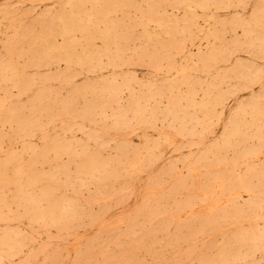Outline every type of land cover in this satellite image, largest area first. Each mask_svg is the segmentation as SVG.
Segmentation results:
<instances>
[{"label":"rangeland","instance_id":"obj_1","mask_svg":"<svg viewBox=\"0 0 264 264\" xmlns=\"http://www.w3.org/2000/svg\"><path fill=\"white\" fill-rule=\"evenodd\" d=\"M92 1H94V3L95 2L96 3L92 4ZM100 1H102V2H100ZM107 1L109 2V4H108ZM122 1L123 0H119V1L106 0V2L104 0H91V1L90 0L89 1L88 0H81V1L76 0V2L74 1L75 2L74 3L73 0L72 1L71 0H44V1L43 0H0V22H1L0 23V55H1V57H0V60H1V62H0L1 63L0 70L2 69V71H0V76L2 78V79L0 78V102H1L0 108L1 107H3V108H5V107L6 108H11L12 105H13V111L14 110L17 111V114H19L18 115L19 118L22 119L21 120L22 124L24 123V126L22 125L23 128L16 129L14 121L9 120L8 118H7V121H6V118L4 116H2L5 113V109H3L4 111L3 110L0 111V123H2V124L4 123L3 125L0 124V130L3 131V133H4L3 134L0 131V138H1L0 139V159H1V161H0V170H1V172L0 173L2 174V176L4 178V180L2 182L0 181V192H1L0 193V206H1L0 207V210H1L0 214L2 215V216L0 215L1 216L0 217V231L3 232V233L0 232V236H1V240H0V246H1L0 247V264H8V263L9 264H66V263L67 264H70V263L74 264L76 259L79 262L78 263L76 261V263H78V264H96V263L97 264H157L158 262H159L158 264H164V263L165 264H191V263L192 264H204V263L205 264H227V263L228 264H252V263L253 264H264V260H263L264 259V247H263L264 246L263 245L264 244V226H263L264 225V186L262 184V183H264V180H263L264 179V175H263L264 174V145H263L264 144V138H263V136H264V134H263L264 133V128L261 127L260 125H257V127L255 125H253L256 128L251 126L250 125V121H251L250 118L251 117L249 118L250 112H251L250 104H252L253 102L254 103L257 102L256 98H258V103H260L259 105L264 104L263 103L264 102V99H263L264 98V90H263L264 89V86H263L264 85V59H263L264 58L263 57V55H264V42H263L264 39H262V38H264V30L262 28V26H264V0H260L259 4H258L259 0H253V1L252 0H245V1L240 0L241 1L240 3L238 2L239 0H230V1L229 0H223V1L222 0H208L206 2H203V0H201V2L199 0H193V2H192V0H187L188 2H190L193 5L191 8H187V7L183 6L182 5V1L183 0H174L175 2L171 1L170 4H169L170 0H168V2H167V0H161L160 5L159 4H158L159 6L156 5L157 7L154 6V3H153L156 0H153V2H151L152 0H149L148 2L146 0H135V1L134 0H129V2L132 1V4L130 3L131 5H133L132 7H131V5H129L128 0H124V3ZM162 1H163L164 5H163ZM210 1H212V4H211ZM214 1H215L216 4L218 2H220L221 4L220 5L217 4V7H215L216 4L214 3V5H213ZM119 2L122 4V5L120 4L121 5L120 7H119ZM135 2H136V4H135ZM199 2L200 3L203 2V5L205 6L206 10L203 9V5L202 4L200 5ZM223 2H224V4H223ZM78 3H79V5L77 6ZM80 3H81V5H80ZM176 3H177V5H176ZM225 3H226V5H225ZM244 3H245V6H244ZM63 4H65L66 6L69 5L68 8H66V6L64 7ZM134 4H135V6H134ZM179 4H181V5H179ZM84 5H86V7ZM98 5H99V7H98ZM206 5H207L208 8L206 7ZM208 5H210V6H208ZM82 6L85 7V8L83 9ZM170 6H172V7H170ZM235 6H237V7L235 8ZM251 6H252V8H251ZM112 7H114V8H112ZM145 7L146 8L150 7V8L146 9ZM155 7L158 10H156ZM244 7H246V8L244 9ZM61 8H63V9H61ZM78 8L79 9L82 8V10H78ZM93 8L95 10V13H97V11H100L101 15H100V12H99V14H93L94 13ZM142 8H143L144 12H142ZM153 8L155 9V11H154ZM253 8H254V11H253ZM65 9H67V10L70 9V10H72V12H70V10L67 11ZM105 9H106V11H105L106 13L104 11L102 13V10H105ZM137 9H138V11H137ZM145 9L148 12L145 11ZM188 9H189V11L190 10H192V11L188 13ZM207 9H209L210 11L209 10L207 11ZM242 9H244V10H242ZM74 10H77V12L74 11ZM111 10H112V12H111ZM149 10H150V12H149ZM171 10H172V15H170L171 14ZM193 10H194L195 14L192 13ZM260 10L262 11V13H261ZM59 11H60V13H59ZM78 11H80V12H78ZM82 11H84L85 13L83 14ZM119 11H121V12H119ZM125 11L128 14H126V13L124 15L121 14L122 12H125ZM90 12H91V14H90ZM133 12H134V14H133ZM145 12H147V13L145 14ZM253 12H254V17H253ZM69 13L70 14L72 13V20L74 19V22L71 21V15H69ZM191 13L194 14L193 17L191 16ZM62 14H64V15H62ZM65 14H68L69 18ZM92 14H93V17H92ZM102 14L104 16L105 15L107 16L108 14L109 15L107 17H104ZM201 14H202V16H201ZM76 15H77V17H76ZM87 15H88V17H87ZM98 15H100V16H98ZM119 15H121V16H119ZM127 15L130 16V18L127 19V17H126ZM183 15H185V16H183ZM96 16H97V18H96ZM164 16L167 17V21H166V17H164ZM207 16H208V19H207ZM255 16L257 17L256 21H255V18H256ZM258 16L261 18V20H260V18ZM40 17H41V19H40ZM74 17L79 19L78 23H76L77 21H76V18H74ZM141 17H143V18H141ZM181 17L183 19H181ZM184 17L187 19V21L184 20ZM215 17H217V19ZM238 17H240V18H238ZM244 17H246V18H244ZM55 18H56V20H55ZM81 18H84V20L81 19ZM114 18H117V20L114 19ZM133 18L136 19L135 23L133 22V20H134ZM12 19H13L14 22L16 20V22L14 23L12 21ZM44 19L47 21V23H46V21ZM59 19H61L62 22H67L68 23V22L71 21V23L76 24V26L74 27L76 29H74V31H73V27L71 29L72 30L71 31L72 35L70 33V36L66 37L65 35H61L60 33H58L59 30H63L64 29V27L59 26L60 25V20ZM63 19H64V21H63ZM98 19H100V21H102V22L100 23V21ZM106 19H109V20H106ZM164 19H165L166 22L163 21ZM212 19H214L213 20L214 22L212 21ZM218 19H219V21H218ZM242 19H244L245 21L243 20V22H242ZM91 20H92V22H91ZM249 20H251V21H249ZM257 20H260V22H258ZM262 20H263V25H262ZM18 21H20V23ZM80 21H83V25L86 24V25H84V26H86V28L89 25L88 29H90V31H91L90 35L87 34V33H89V30L86 29L82 25V22L80 23ZM107 21H109L108 26L114 25V28H115V25H116L118 27L117 31H116V28H115V31H116L115 34H117V35L120 34V32H118V31L122 30V33L124 31V32H127L131 36V37L129 36V39L126 40L127 42L126 41L125 42H121V40H119L118 43H116L117 46H119V45L121 46L122 45L121 46V48H122V52L121 53L122 54L120 53V55H121V57H123V59L121 57L118 58V59L116 58L115 64H114V62L106 61L107 57L105 55H104V57L101 56V62H96L95 60H93L91 64L89 62H82V63L80 62V64H79V62L77 63V62H73V61H71L72 63L71 62H63V60H61L60 62H59V60L58 61H56V60L54 61L53 60L54 62H52V61L50 62L48 60H44V62H35V63L34 62H28V60L30 58V54H31L30 45H32V40H31V37H29V36L36 35L35 31H37V37L35 39V41H36L35 47L38 44V46L39 45H42L43 47L45 46V49H46V47H47V49H50L51 45L55 46L54 48L61 47V45H62V48H66L67 49V50L61 49L62 53H63L62 57H64V51H67L69 53L71 52L70 54H73V55L76 53V56H80V55L83 54V51L85 53L87 51L88 52L89 51L92 52V50H93V52H95L96 50L98 51L100 46H101V48L99 50H102L106 45L109 46L108 45L109 44V40L111 41V40H113L115 38L114 34H112L113 32L109 36L110 39H108V40H104L100 36V33L102 35L104 25L106 26L107 23H108ZM110 21H111V23H110ZM112 21H113V23H112ZM127 21L130 22V23H127ZM191 21H193V23ZM228 21H230V23ZM232 21H233V23H232ZM94 22L95 23H99V25H98L99 30L96 27L97 25H94L97 29H95L94 26L93 27L91 26V23H94ZM118 22L121 23V24L119 25ZM155 22H157V24ZM159 22L161 23L160 25H159ZM172 22L174 24H172ZM212 22H213V24H212ZM215 22L216 23L220 22V24H216ZM222 22H227V24L224 25V23H222ZM238 22L239 23L242 22V24L239 25ZM245 22H246V24L248 23L249 26H248V24L243 26L245 24ZM49 23L50 24L53 23V24L50 25ZM54 23L57 24V25L55 24L57 26V28L54 25ZM136 23H138V25ZM234 23H235V26H234ZM14 24H15V26H14ZM42 24L44 26H49L50 30H52L53 32L54 31L57 32V33L55 32L56 34H55V36H53L55 39L54 38L51 39V41L54 42V43H52L51 41L45 43L44 42V38H42L44 35H41L39 37L38 34H39V31L43 27ZM145 24H146V26H145ZM167 24H169V26ZM176 24H177V26H176ZM192 24H194V25H192ZM10 25H11V27H10ZM122 25H123V27H122ZM184 25H186L185 26L186 28L184 27ZM188 25H189V27L187 28ZM223 25H224V27H223ZM255 25H257V26H255ZM12 26H13V28H12ZM39 26H40L41 29H39ZM172 26H174V27H172ZM211 26H213L214 30H211V29H213ZM230 26H231V29H232V33H230L231 32V29H229ZM236 26H237V29H236ZM18 27H19V29H18ZM222 27H223L224 31H222L223 30ZM77 28H78V30L79 29L80 30L78 31ZM120 28H121V30H120ZM190 28L192 30V34L189 33L190 31L188 32V30H190ZM206 28H208V29L206 30ZM238 28H240V29H238ZM31 29H32V32H31ZM33 29H35V30H33ZM93 29H95V30H93ZM101 29H102V31H100ZM158 29H159V31H158ZM167 29H168V31H167ZM172 29L173 30L175 29L174 30L175 32L173 31V33L176 34V35L175 36L172 35V38H171V34H173V33H171ZM185 29H187V31ZM243 29L245 31L244 34H243ZM15 30H17V31H15ZM97 30H98V32L94 33V31H97ZM216 30L217 31L219 30L217 35H216V32H217ZM143 31L145 32V34H144ZM148 31H149V35L151 34L150 36L148 35ZM163 31H164V33H163ZM80 32H81V34H80ZM169 32H170V34H169ZM187 32L189 33V35H188ZM222 32H224V33L221 34ZM226 32H227V34H226ZM259 32L261 33L262 36H260ZM10 33H12V34H10ZM85 33L88 36L86 35V37H85ZM135 33H136V35H135ZM209 33H210V35H209ZM246 33L247 34L249 33L248 36H247ZM212 34H214V36ZM233 34H235V36ZM58 35L61 36V37H58ZM97 35L100 36L101 38L100 37L98 38ZM138 35H142L143 38L140 37V36L138 37ZM152 35H154V36H152ZM182 35H184L185 37L184 36L182 37ZM222 35H223V38L221 37ZM244 35L247 36V37L244 38ZM189 36H191V38ZM202 36H203V38H202ZM207 36H209V38ZM249 36H251V37H249ZM44 37H46V36H44ZM156 37L158 39H156ZM178 37H179V39H178ZM181 37L183 39L186 38L188 40L186 41V39H185L186 42L184 40L181 41ZM219 37H221V38H219ZM238 37L240 39H238ZM23 38H24V40H22ZM26 38H27V40H26ZM161 38L164 40V43H163V40H161ZM233 38H237L236 39L237 40V44H236V40L233 39ZM253 38H254V40H253ZM66 39H68V41H66ZM100 39H102V40H100ZM170 39H171V41H170ZM172 39H173V41H172ZM191 39L192 40L194 39V40L192 41ZM219 39H220V41H219ZM224 39H226V40L228 39V40L226 41ZM249 39H251V41ZM71 40H72V42H71ZM132 40H134V41H132ZM160 40H161V43H162V47H161V44H160ZM211 40H212V45H211ZM242 40H244L243 43H242ZM258 40H260L261 42L260 41L258 42ZM14 41H15V43H14ZM29 41H31V44L28 43ZM39 41H41L42 43L39 42ZM77 41L80 42V43H78ZM128 41L129 42L132 41V42H130V44H129ZM142 41H143V43H142ZM218 41H219V43H218ZM224 41H226V42H224ZM233 41H235V42H233ZM145 42H146L147 46H146ZM175 42L177 43V45H176ZM20 43H22V44H20ZM49 43H50V45H49ZM55 43H57V45ZM58 43H59L60 46H58ZM112 43L113 42L111 41L110 49L113 52V49L115 48L116 45H115V43H113V45H112ZM171 43H172V45H171ZM238 43H239V45H238ZM259 43L260 44L262 43V45L260 46ZM11 44L14 47H12ZM19 44H20L21 48H20ZM75 44L77 46L76 48L74 47ZM155 44H157V45H155ZM213 44H214L215 47L213 46ZM221 44H223L224 46L220 47ZM225 44H227V45H225ZM231 44H232V46H231ZM235 44L237 45L238 48L236 47ZM128 45H129V47H127ZM138 45H139L140 49H139ZM168 45H169V47H168ZM180 45L182 46L181 48H184L183 50H184V54L186 55V57L181 56V54L179 52V49H178V48H180ZM218 45H219V47H218ZM25 46H27V47L25 48ZM48 46H49V48H48ZM66 46H69V48L66 47ZM71 46H73V48L75 50L73 48L71 49ZM83 46H84V48H83ZM141 46L143 47L142 50H141V48H142ZM164 46H165V48H164ZM172 46L174 47V51H173V47ZM256 46H257V48H256ZM23 47L26 50H24ZM85 47H86V49H85ZM239 47H240V49H239ZM11 48L13 50H15V51H12ZM123 48L127 52H125ZM181 48H180V50H181ZM213 48H215V50H214L215 52L214 53L221 52L222 55H221V59L216 58L217 62H215L216 60L214 62L212 61V64L214 63L215 65L214 64L210 65L211 58L208 59V56H209V52H212ZM68 49H70V50H68ZM133 49H135V51ZM216 49H218V50H216ZM224 49H225V52L223 53ZM18 50H20L19 53H18ZM22 50L24 52H22ZM79 50H81V51L79 52ZM139 50H141V52ZM156 50H157V52H155ZM175 50H177V51H175ZM227 50H229V52H226ZM230 50H231V54H230ZM55 51H56L55 49H50L51 55ZM130 51H132V52H130ZM142 51L143 52L145 51L144 52L145 55H143L144 53ZM164 51H166V52H164ZM8 52H9V54H8ZM25 52H26V54H25ZM202 52H203V54H202ZM56 53H61V51L59 50ZM137 53H141V55L137 54ZM177 53H179L180 55L177 54ZM251 53H252V55H251ZM7 54L12 59H9L7 57ZM173 54H175V55H173ZM176 54H177V56H176ZM189 54H190V56L193 59L192 61H188L187 57L189 56ZM195 54H196L197 58H196ZM11 55H13V56H11ZM54 55H55V53H54ZM130 55H131V58H129ZM247 55L249 57H247ZM16 56L18 57V59H17ZM136 56H137V58H136ZM138 56H140V57H138ZM144 56H145V58H144ZM171 56L175 60L174 62H173V59L171 58ZM199 56H201L203 58H207V62L206 63L203 62L204 67L206 66L204 68V70H202L203 69V65L200 64L201 62L196 61V60H198ZM228 56H229V58H231L230 61L228 60ZM26 57H28V59L24 60ZM147 57H149V58H147ZM154 57H155V59L157 57V59L156 60L153 59ZM158 57H159V60H158ZM167 57H168V59H167ZM217 57H219V55ZM135 58H136L137 61L135 60ZM140 58H141V60H140ZM15 59L17 60L16 62H15ZM124 59H126V62H124V64L125 63L126 64L122 65V61H125ZM10 60L12 62H10V63L7 62V61H10ZM117 60L119 62H121V63L117 62ZM146 60L148 61V63L151 64L150 66L147 65V61ZM170 60H171V62H169ZM2 61H4V63L6 62L8 64H6V63L4 64ZM104 61H105V64L103 63ZM165 61H167L169 64L166 63ZM185 61L188 62V63L186 64ZM26 62L28 64H25V66L23 67L24 63H26ZM46 62H47V64H46ZM109 62H110V64H109ZM233 62H235V63H233ZM33 63H34V65H32ZM66 63H68V64H66ZM69 63H71V64H69ZM87 63H89V64H87ZM128 63H130V65H128ZM153 63H155L157 65V67H159L161 65V68H159V70H158L156 65L154 64L155 65L154 66ZM100 64H102V65H100ZM173 64H174V67H173ZM207 64H209L208 65L209 67H207ZM233 64H234V67H233ZM41 65H42V67L39 68V66H41ZM81 65H83V66H81ZM90 65H92V66H90ZM118 65H119V68H118ZM223 65H225V66H223ZM258 65H259V67H258ZM21 66H22V69L20 68ZM147 66H149L150 68L147 67ZM151 66L156 67L155 70ZM171 66L173 68H171ZM184 66H185V68H184ZM262 66H263V68H262ZM70 67H71V69H70ZM77 67H78L79 71L75 70V69H77ZM188 67H190V68H188ZM191 67H193L194 70H192L193 68L191 69ZM196 67L197 68L200 67V70L197 69ZM210 67L213 68V69H211ZM219 67L220 68L222 67V69L224 71H221L222 69H220ZM67 68L69 69L68 70L69 72L67 71ZM168 68H171V70L168 69ZM227 68H229V69H227ZM238 68L243 73V74L241 73L242 75H240V71H239ZM256 68H258V69H256ZM120 69L122 70V74L126 73L124 75V78H123V75L121 73H119V72H121ZM156 69L158 71H156ZM173 69L175 71H173ZM186 69H188V70H186ZM7 70H8V72H7ZM21 70H23V71L21 72ZM24 70H25V72H24ZM91 70H93V71H91ZM168 70H170V71H168ZM197 70H198V73H197ZM248 70H249V73H248ZM12 71L15 72L16 74L14 73L15 74L14 75ZM73 71H74V74H73ZM259 71H261V75H260ZM27 72L29 74H31V75L28 74L29 77H31V78H28V75L26 74ZM57 72L59 74L61 72V74L57 75L58 74ZM75 72H76V74H75ZM166 72H167V74H166ZM216 72H217L218 76L215 77V75H217V74H215ZM224 72H225V75H224ZM250 72H251V74H250ZM9 73L11 74V76L9 75V78H8V74ZM37 73H38V76H37ZM51 73H52V76H51ZM114 73H115V75H114ZM256 73H259V74L257 75ZM25 74H26V76H25ZM44 74L47 77H45ZM63 74H65V75H63ZM66 74H68V75H66ZM118 74H119V76H118ZM207 74H208V76H207ZM245 74H247V77H245ZM2 75L6 76L5 80H4V77ZM130 75H131V77H130ZM181 75L184 76L183 78H184V81L186 82V84L180 82L181 80L178 79V77L181 76ZM186 75H187V77H186ZM188 75L189 76L191 75L192 77H189ZM220 75H221V77H220ZM12 76L15 77V78H13ZM63 76L66 78V80H65V78ZM100 76H102V77H100ZM248 76L251 77V78L249 79ZM256 76H260V77L257 78ZM22 77H24V79L25 78L26 79L23 80ZM54 77H55V80H54ZM60 77H61V79H60ZM62 77H63V80H62ZM98 77H100V78H98ZM132 77H133V80H132ZM174 77H175V80H174L175 82H173V78ZM196 77L198 78V80H197ZM244 77H245L246 80L244 79ZM32 78H34V79H32ZM126 78H129V81ZM187 78H188L189 81L187 80ZM213 78H214V81H213ZM223 78H224V80H223ZM233 78L235 80H233ZM254 78H255V81L253 82V84L252 83L250 84V80L252 81V79H254ZM51 79H53V80H51ZM101 79H102V81H101ZM112 79L114 80V82H111ZM121 79H122V81H120ZM171 79H172V81H171ZM202 79H203V81H202ZM259 79H261V80H259ZM105 80L107 81V83H106ZM13 81H15V82H13ZM53 81H57L58 83L57 82H53ZM71 81H73V82H71ZM195 81H196L197 84L195 83ZM212 81L214 82V85H213V83L211 84ZM220 81H221V84L219 83ZM238 81H239V83H238ZM246 81H247V83H246ZM4 82H7V83H4ZM23 82H24V86L22 87ZM48 82H50V83H48ZM165 82H167V83H165ZM203 82H205V84ZM206 82H207V84H206ZM232 82H234V83H232ZM36 83H37V85H36ZM39 83L41 85H39ZM101 83L105 87H103L102 85H98V84H101ZM123 83H124V85L126 83V87L122 85ZM140 83H141L142 86L140 85ZM142 83H144V85ZM177 83H179V84H177ZM69 84H71V85H69ZM138 84H139L140 87L138 86ZM169 84H172L173 86L174 85L175 86L173 88L169 89V87L167 86ZM187 84L191 85L194 88L193 89V94L195 93V91H197L195 93V95H193V102H192L193 107H190L191 105H189V103H187L185 100L182 99V100H180L178 102L182 106L184 105V107H181V105L178 102L177 103H178V107L180 109L185 108V109H183L184 111L176 110V111H178L177 113H179V114L176 113L177 116H175V117L173 116V114L175 115L176 111L174 113H172V115L166 113V110H167L168 106H170V102L172 103L171 99L172 100L174 99L173 97H174L175 94H177V96H183V95L185 96L187 94V86H186ZM193 84H194V86H193ZM208 84H211V85H208ZM232 84H234V85H232ZM238 84H240L241 87ZM4 85H5L6 88L3 87ZM43 85L44 86L47 85V86H45V88H46L45 90H44ZM95 85L97 86V89H96ZM110 85L111 86L114 85L115 88H119L120 91H121V92L119 91L120 94L118 93V99L119 100H118V103H116L117 105L115 103L111 102V99L109 97L108 90H109ZM127 85H129V86H127ZM199 85L202 88V92L204 91L203 92L204 94H205L206 91H208V92L210 91L209 95H210V97H212V99L215 96H217V95H215L216 92H217L218 95H219V93H221L220 95L225 96L224 101L225 100L226 101L225 102L221 101V103H220V104L224 105V108H221V105H217V107H215V105L213 103H211L210 105L209 104L206 105V107H205V105L203 106V104L201 105V103L203 101V98L201 99V97H202V95L204 97V94L200 91L201 88L199 87ZM205 85H206V87H205ZM212 85H213V88L215 90L212 89ZM244 85L247 88L246 90L244 89L245 88ZM54 86H57V87H54ZM82 86H83L84 91L82 89ZM85 86H86L87 89H85ZM178 86H179V88H178ZM208 86H209V88H208ZM28 87L30 89L33 87L32 91ZM40 87L43 88V89H41ZM77 87H79L78 91L76 90ZM101 87H102V92H101ZM149 87H152V88L154 87L157 90L160 88L161 96H158V95H154L153 97L148 96L149 92L147 93V88H149ZM234 87H235V89H234ZM4 88H5V90H3ZM22 88H25V89H22ZM50 88H52L55 92H57L56 94H58V96H56L55 92L52 91ZM56 88L59 91H56L57 90ZM62 88H64V89H62ZM93 88L95 89V92H94ZM123 88H124V90H123ZM198 88H200V89H198ZM220 88H221V90H220ZM227 88H228V90H226ZM1 89L3 90V92L1 91ZM79 89H82V91L79 90ZM165 89H169L171 94H170L169 91L166 92ZM204 89H206V90H204ZM229 89H231L230 91L232 93L231 92L229 93ZM236 89H237L238 92L236 91ZM67 90H68V93H66ZM88 90H89V93L91 94V96H90V94H88ZM103 90H105L107 92H105ZM137 90H138V92H141V94L143 93L142 94V98H141V94L138 93ZM185 90H186V92H185ZM5 91H6V93H5ZM80 91H81V93H80ZM71 92H73V93H71ZM100 92H101V94H100ZM129 92H131V93H129ZM168 92H169V95H168ZM253 92H254V94H253ZM14 93L16 95H18V94L19 95L15 97ZM28 93H29V95H28ZM77 93H80V95L81 94L82 95L79 96V94H78V96H77L76 95ZM92 93L94 95H92ZM132 93H133V95H131ZM210 93H212V94H210ZM222 93H224V94H222ZM145 94H146V96L144 97ZM250 94L252 95L251 97H253V99L255 101L254 100L252 101V98L250 99V96H249ZM46 95L47 96L51 95V96L47 97ZM60 95L62 96L61 97L63 99L62 101L65 103L66 109H67V110L65 109V112H63V113H61L62 110L60 111V110H58L56 108H53L52 104H50L51 100H49V98L50 99H54V96H55V100H57L59 102L61 100V99H59ZM65 95H67L68 98ZM98 95H99V97H98ZM107 95H108V98L105 99V97H107ZM4 96H5V99H6L5 102H4ZM43 96H46V97H43ZM102 96H103V98H102ZM231 96H233V97H231ZM260 96H263V97H261V99H260ZM13 97H15V98H13ZM24 97H26V98H24ZM158 97H159V99H158ZM46 98L49 101H47ZM148 98H149V102H148ZM153 98L155 100H153ZM166 98H168V100ZM40 99H42V100H40ZM70 99H71V101H70ZM82 99H83V101H82ZM90 99H91V101H90ZM130 99H132L133 102ZM146 99H147V101H146L147 107L145 106V102H143ZM222 99H223V97H222ZM262 99H263V101H262ZM1 100H3V101H1ZM86 100H87L88 104H87ZM108 100H109L110 103L108 102ZM152 100L156 104H154ZM156 100L158 101V104H157ZM17 101H19V102H17ZM89 101H90V103H89ZM104 101H106V102H104ZM197 101H199V102H197ZM20 102H22V103H20ZM100 102H102V103H100ZM129 102H131V103L129 104ZM196 102L198 104H200V105L197 106ZM84 103H86V104H84ZM99 103L101 104V106H100ZM122 103L124 105H122ZM151 103H153V104H151ZM247 103L249 104V107L246 106V105H248ZM9 104L11 105V107H10ZM14 104H15V108H14ZM20 104L22 106H20ZM25 104H26L27 108H25ZM74 104H75V106H74ZM132 104H134V105H132ZM243 104H244V106H241ZM49 105H50V107H49ZM86 105H87V108H85ZM121 105H122V108H121ZM139 105H141L140 107H142V105H144V108L145 109L147 108L146 111H143V109H142L143 107L139 108ZM165 105H167V106H165ZM211 105H213L216 110L215 109L213 110L214 107L213 106L211 107ZM237 105H239L238 109H237ZM17 106H19V107H17ZM23 106H24V108H22ZM38 106H39V108H38ZM45 106H47V107L45 108ZM93 106H95V108ZM97 106L99 107V110L97 109ZM106 106H108V107H106ZM128 106L133 108L132 112L134 114L131 112V108L128 107ZM187 106H189V107L186 108ZM194 106H195V108H194ZM82 107H83V109H82ZM100 107H101V109H100ZM118 107H120V109H118ZM126 107H127V109L124 110V108H126ZM151 107L153 109H150ZM218 107H219L220 110L218 109ZM35 108H36V112L34 111ZM75 108H76V110H75ZM84 108H85V110H84ZM107 108H109V109H107ZM111 108H112V114L110 113ZM135 108L137 110H134ZM159 108H160V110H159ZM234 108H236L235 109L236 111L234 110ZM21 109H22V111H21ZM51 109H52V111H51ZM68 109H69V111H68ZM77 109H78V111H77ZM86 109H87V111H86ZM162 109H164V110H162ZM56 110H57V112H56ZM82 110H84V111H82ZM88 110H90V111H88ZM92 110L94 112H92ZM121 110H123L124 113ZM127 110H129V112H127ZM138 110H140L141 112L143 111L142 112L143 116H141L139 118L133 117V116H136ZM188 110H189V113L191 115L186 116L183 119L181 117V115L183 114V112H185L186 114H189ZM209 110H213V111H209ZM241 110H243V111H241ZM32 111H33V113H32ZM70 111L72 112V114H71ZM114 111H115V113H114ZM148 111H151V112L149 113ZM153 111H154V113H153ZM233 111H235L234 112V116H233ZM246 111H247V113H243V112H246ZM52 112H53L54 115H51ZM58 112H60V113L58 114ZM102 112L105 115H103ZM119 112L122 113V115L119 114ZM158 112L160 114L161 113L162 114L160 115V114H158ZM220 112H221V114H220ZM248 112H249V114H248ZM98 113H100V115ZM125 113H126V115H125ZM195 113H196V115H197V117L199 119L200 118L203 119L202 122H201V120H198V122H197V119L195 120V118H197V117H195ZM218 113L220 114L219 118H218ZM55 114H58V115H56V117H55ZM148 114L153 115V119L154 120H150V122H149L150 124L145 125V123H147L149 121V119H150ZM166 114H167V117H166ZM236 114H237V116H236ZM23 115L24 116L26 115L25 116L26 118H24ZM36 115H37V117H36ZM86 115H88V116H86ZM113 115H114V117H112ZM159 115L162 116V117H160ZM216 115H217V118H216ZM227 115H229V117ZM52 116H54V117H52ZM68 116H70V117H68ZM71 116H72V120H71ZM105 116L107 117V119L105 118ZM154 116H156L157 119H159V120L154 118ZM179 116H180V118H179ZM241 116H243V117H241ZM1 117H3V118L1 119ZM27 117H29V120H27L28 119ZM99 117H100V120H99ZM117 117H119V118H117ZM190 117H191V119H190ZM45 118H49V121H51V120L52 121L49 122L48 119L45 120ZM67 118H68V120H67ZM80 118H82V119L80 120ZM112 118H113V120H112ZM121 118H123L122 121L120 120ZM231 118H232V121H233L231 123L232 124L235 123L236 125L235 124L234 125H232V124L231 125H227L230 122L229 120ZM242 118H243V123L241 122ZM35 119H37V120H35ZM57 119L59 120V122H58ZM62 119H64V120H62ZM84 119L86 121H84ZM115 119L116 120L118 119V124H117ZM129 119H130V121L128 122ZM143 119L145 121L146 120L147 121L144 122ZM169 119H171V120H169ZM216 119H217V122L215 121ZM226 119H227V121H226ZM79 120H80V122H79ZM103 120H104V122L106 124L102 123ZM139 120L140 121L143 120L141 122L142 124L139 123L140 122ZM160 120H161V123H160ZM236 120H238V121H236ZM10 121H11V123H10ZM31 121H32V123L33 122H35V123H33V124L31 123L30 124ZM62 121H63V123H62ZM100 121H102V122L100 123ZM123 121H125L127 123L125 124V122H123ZM154 121H156V123H154ZM27 122L29 123V125H28ZM43 122H44V125H43ZM65 122H66V124H65ZM137 122L139 123V126L137 125ZM143 122H144V124H143ZM173 122H174V124H173ZM188 122H190V123H188ZM196 122H197V126H196ZM212 122H213V125H212ZM239 122H240V124L242 123L243 126L239 125ZM6 123H8V124H6ZM45 123L46 124L49 123V124L46 126ZM52 123H53V125H52ZM72 123H75V124H73V128L71 126ZM79 123L81 124L80 126H79ZM152 123L155 124V125H152ZM200 123H203V124L201 125ZM39 124H40V128H38ZM102 124H104V125H102ZM109 124H110V126H112L111 129H109L110 128ZM180 124H182V125H180ZM54 125H55V127H54ZM68 125H69L70 130L68 128ZM93 125H94V127H93ZM120 125L122 127H120ZM126 125H127V127H126ZM133 125H135V126H133ZM209 125H210V128H209ZM29 126H31V129H29L30 128ZM43 126H44V129H43ZM75 126H77V130L75 129L76 128ZM101 126H104V127L106 126V127L104 129L102 127V129H103L102 130L101 128H99ZM158 126L160 128H158ZM166 126H167V128H166ZM183 126L185 127V129H184ZM237 126H238V128H241V129H238V131L236 129ZM247 126H248V129H247ZM249 126H250V128H249ZM32 127L33 128L35 127V128L33 129ZM41 127H42V130H41ZM117 127H118V129H117ZM137 127H138V129H137ZM172 127H174V128H172ZM227 127H229L230 129L233 127L231 129L232 133H230L229 128L226 129ZM259 127H260V129H259ZM190 128H191V130H190ZM52 129H54V130H52ZM90 129H91V131H90ZM93 129H96V130H93ZM168 129H170V130L168 131ZM195 129H197V130H195ZM205 129H207V130L205 131ZM255 129H256V131H255ZM5 130H7V131H5ZM18 130H20L21 132L19 133ZM39 130H41V131H39ZM122 130H124V131H122ZM173 130L175 132H177V133H174ZM30 131H32V132H30ZM64 131H65V134H64ZM75 131H77V132H75ZM85 131H86V134L88 133V136L91 135L93 137L92 138H90L91 136L87 137V135L85 134ZM162 131H163V133L165 132V134H164L165 136L169 135L168 139L164 135L161 136ZM241 131H244V133H243V135L245 136L244 139H246V140L248 139V142H246V140L243 139L242 133H239ZM9 132H11V134ZM124 132H125V136H124ZM250 132H251V135H250ZM16 133H17V135H16ZM26 133H28V134L26 135ZM103 133L105 134V136H104ZM178 133H179V135L181 134L180 135L181 137L178 136ZM187 133H189V134H187ZM109 134H111V135H109ZM130 134H132V135H130ZM156 134H158V135H156ZM182 134H183V137H182ZM193 134H194V137H193ZM227 134H230V137ZM28 135H30L31 137L28 136ZM95 135H96L97 138L95 137ZM98 135L101 136L99 138V140H98ZM141 135H142V137H141ZM170 135L171 136L173 135L172 138H171ZM200 135H203V137L200 136ZM40 136H41V139H40ZM46 136H47V138H46ZM255 136H257L259 138H262V140L260 139L261 141H259V138L255 137ZM43 137H45V138H43ZM53 137H55L56 140ZM130 137H132V138H130ZM196 137H198V138H196ZM27 138H30V140L29 139L27 140ZM78 138L80 140H78ZM159 138H160V140H159ZM215 138H217V139L215 140ZM67 139H68V142H67ZM156 139H157V141H156ZM181 139L182 140L184 139L183 142H182ZM231 139L233 140V142L236 141L235 142L236 145H233L235 143H231L232 142ZM69 140H70V142H69ZM154 140H155V142H154ZM165 140L167 142H165ZM171 140H173L172 143H171ZM1 141H2V145H1ZM80 141H81V143H80ZM95 141H96V143H95ZM129 141L131 143H129ZM146 141H147V143H146ZM163 141H164V143H163ZM189 141L192 143V145H191V143H189ZM226 141H227L228 145H227V143H225ZM64 142H65V144H64ZM141 142H142V144L145 142L144 145H142ZM169 142H170V144H169ZM186 142H188L189 144L186 143ZM208 142H214L215 144L214 143L213 144H214L215 147L212 145V143L208 144ZM221 142H222L223 146H222ZM257 142H258V144H257ZM27 143L30 144L29 146L33 145L35 147H33V146L32 147H28ZM117 143H119V144H117ZM249 143H250V147H249ZM52 144L54 145V148H53ZM76 144L78 145L79 149H78ZM129 144H130L131 147H128ZM184 144H187L188 146L184 145ZM231 144H232V149H230ZM20 145L22 146V148H21ZM82 145H86L87 148H86V146H82ZM100 145L101 146L103 145V147H101V149L99 148ZM118 145H120V146H118ZM136 145H138V146H136ZM157 145L158 146L160 145V148ZM190 145H191V147H190ZM243 145H244V148L242 147ZM106 146H107V148H106ZM117 146H118L117 150L120 147L119 152L116 150ZM139 146H140V149H139ZM151 146H153V147L150 148ZM178 146H179L180 150H178ZM258 146H259V148H258ZM261 146H262V150L260 149ZM73 147H74V149H73ZM104 147H105V149L103 150ZM126 147H128V149ZM173 147L176 150H178V151H174L175 149ZM181 147H183V148L181 149ZM225 147H226V149L229 147V149L227 151L228 153L226 152ZM23 148L25 149L24 151H23ZM81 148L84 150V152H83V150ZM97 148H98V150H97ZM148 148H150V149H148ZM156 148L159 149V150H157ZM207 148L209 149V152L207 151L208 150ZM240 148L243 149V150H248L247 148H251V149L253 148L254 152L249 154L248 156H244V157H242V155L241 156H237L238 155L237 152L240 151ZM32 149H33L34 153L32 152ZM75 149H76V151H74ZM85 149H86V151H85ZM124 149L127 150V151H125ZM143 149L146 151L145 153H144ZM210 149H211V151H210ZM214 149H215V152H214ZM224 149H225V151H224ZM257 149H258L259 152L257 151ZM21 150H22V153H21ZM26 150H27V152H26ZM40 150H41V152H40ZM63 150H65V152H64L65 155H63ZM72 150L74 152H72V154H71ZM137 150H139L138 153H137ZM203 150H205L204 153H203ZM253 150H251V151H253ZM189 151L191 153L195 152V154H191V153H189ZM197 151L199 153L201 151V155L204 156V158L202 160L200 159L201 156L199 157L200 154H198ZM76 152L78 154H75ZM85 152H86V154H85ZM139 152L141 153L140 156H139ZM152 152H153V156H152ZM210 152L213 153V156H211L212 154H210ZM60 153L62 154L61 155L62 157L60 156ZM87 153H88V155H87ZM109 153H110V158H109ZM120 153L122 154V156H121ZM162 153H163V157L161 156ZM223 153L224 154L226 153L225 159L221 158V160H220L219 158L223 155ZM233 153L236 154V155L234 156ZM84 154H85V156H84ZM89 154H92V155L89 156ZM107 154H108V156H107ZM114 154L117 155V157ZM123 154L124 155L127 154L126 155V162H125V156ZM186 154H188V155H186ZM16 155H18V156L16 157ZM29 155L31 156L30 158H29ZM137 155L139 156V158L141 160L138 158ZM185 155H186V157H185ZM205 155H206V158H205ZM214 155H215V157H214ZM217 155H218V157H217ZM255 155H256V157H255ZM34 156H35V159H34ZM37 156H38V159H37ZM58 156H60L61 158H59ZM78 156H79V158H78ZM149 156L150 157L152 156V157L149 159ZM154 156L157 157V158L155 157L156 161H155ZM26 157H28V162L26 161L27 160ZM107 157H108V160L110 162L109 161L107 162ZM118 157H120V158H118ZM196 157H198V158H196ZM211 157H212V159H211ZM223 157H224V155H223ZM228 157H230V159ZM45 158H46V160H45ZM115 158H116V161H115ZM131 158H133V162L131 161ZM216 158H217V160L219 159L220 161H223V164H221L222 162H220L219 160L217 161ZM231 158H232V160H234V159L235 160L231 161ZM39 159H40V161H39ZM143 159L145 160V162H148V163H144L143 164L142 163V162H144ZM148 159L150 160V162H149ZM188 159H189V161H188ZM196 159L197 160L200 159L199 160L200 162H197ZM247 159L248 160L250 159V160L248 161ZM117 160H119V161L117 162ZM181 160H182V162H181ZM203 160H204V162H203ZM210 160H212L211 161L212 163L210 162ZM228 160L230 162H228ZM46 161H48L49 163L46 162ZM90 161L92 162L91 164H90ZM120 161L121 162L123 161V163L120 164ZM207 161H208V163H207ZM67 162H68L69 166H66V165H68V164H66ZM80 162H81V164H80ZM165 162H166V164H165ZM167 162H168L169 165L167 164ZM226 162H228V163H227V166L224 168V166L226 165ZM28 163H30V164L28 165ZM47 163L49 164V166H48ZM74 163H76V164H74ZM136 163H137V165H136ZM140 163H142V164H140ZM31 164H33V165L31 166ZM94 164L96 165V167L94 166ZM105 164H106L107 167L105 166ZM16 165L17 166L22 165V166L17 167ZM27 165L29 167H27ZM173 165H174V167H173ZM185 165L188 166L187 173H186V166ZM211 165H212L213 168L211 167ZM229 165H230V167H229ZM38 166H39V168H38ZM52 166H53V168H52ZM56 166H57V168H56ZM167 166H168V169L166 170L167 171L166 172L165 169L167 168ZM180 166H181L182 169L180 168ZM203 166L205 168L208 167L209 173H208V169L207 170L204 169ZM248 166H250V167H248ZM256 166H258V167H256ZM112 167H114V168H112ZM141 167H144V168H141ZM159 167H160V169H159ZM170 167L172 169H170ZM54 168L56 170H59V171H56ZM119 168H121V171H119L120 170ZM174 168L177 169V170H175ZM232 168H234V169L232 170ZM249 168H250V170H249ZM47 169L48 170H52L54 172L53 173L52 171H50L52 177L50 176V172ZM73 169H75V170H73ZM87 169H88V171H87ZM94 169H97V170H94ZM109 169H110V171L112 169L111 175H110ZM145 169H147L148 171L144 172ZM190 169H191V171H190ZM196 169H197L198 172L195 171ZM245 169L247 170L246 172H245ZM10 170H11L12 174L10 173ZM41 170H43L45 173L43 171L41 172ZM132 170H133V172H132ZM135 170L139 171V172L134 173ZM160 170H162V172ZM170 170H171V172H170ZM222 170L223 171L225 170L226 173H227V170H228V173H229V174L227 173L228 176ZM28 171H29V173H28ZM34 171H35V173H34ZM174 171H176V174H175ZM194 171L197 173V175H196V173ZM216 171H217V173H216ZM232 171H234L233 174H232ZM125 172H127V176L125 175L126 174ZM129 172H130V174H129ZM242 172H243V176H244V174H245V176L248 175V183H249V186H250L248 189H244V190H243V188L240 190L241 187H237L236 186L235 179H234V175L236 173L242 175L241 174ZM32 173H34V174H32ZM48 173H49V175H48ZM61 173H62V175H61ZM97 173H98V175H97ZM101 173H102V176L100 178L99 174L101 175ZM105 173H106V175H105ZM157 173H158V175H157ZM165 173H167V176L165 175ZM207 173L209 174L208 176H207ZM212 173L214 174V177L211 179V176H213ZM218 173H219V176H217ZM220 173H222L224 175V177ZM18 174H19V176H18ZM44 174H46L47 176L44 175ZM108 174H109V176H108ZM168 174H169V176H168ZM198 174H199V176H198ZM176 175H178V179H177ZM195 175H196V178H195ZM200 175L201 176L203 175V176L201 177ZM229 175H231V176L229 177ZM10 176L12 177V180L13 179L15 180V182L14 181H8V180H11ZM33 176L37 177V179H35V178L33 179ZM48 176H50V178H48ZM58 176L60 177V179L57 181V178H59ZM63 176L66 177L67 181H65L66 179H63L64 178ZM133 176H134V179H133ZM156 176H157V178H156ZM173 176H174L175 180H174ZM215 176L217 178H215ZM15 177H17L19 180L17 178L15 179ZM45 177H46V179H45ZM77 177L80 178V180H78ZM90 177H92V178H90ZM98 177L100 178V180H98L99 179ZM104 177H106V178L108 177V178L106 179ZM120 177H121V179H120ZM153 177H154L155 180L153 179ZM232 177H233L234 180H232ZM250 177H251V180H250ZM259 177H260V179H259ZM25 178L29 181L30 186L28 184V181L25 180ZM52 178H54V179H52ZM72 178H73V180H72ZM85 178L87 180H84ZM129 178H130V180H129ZM228 178H230V179H228ZM223 179L226 180V181L227 180H230V181H228V183H227ZM255 179H256V181H255ZM51 180H52V182H51ZM158 180H159V182H158ZM162 180H163V182H162ZM168 180H169V182H168ZM171 180H174V182L171 181ZM179 180H180V182H179ZM214 180H215V182H214ZM122 181H123L124 186H123V184H121ZM33 182H34V184H33ZM69 182H71L72 185L73 184L74 185L72 186L71 183L69 185L68 184ZM73 182H75V183H73ZM79 182H81V183H79ZM87 182H89L90 184L87 183ZM154 182H156L157 184L154 183ZM171 182H173V183H171ZM213 182H214V184H213ZM230 182H231V185L229 184ZM77 183L80 186L77 185ZM177 183H178V185H177ZM195 183H197V184H195ZM255 183L257 184V187H259V189L256 188V185L253 186ZM5 184H7L6 187H5ZM15 184L16 185L23 184L25 186L27 185L26 186L27 187L26 191L29 194L33 195V196H35V195L39 196L40 187L42 185H44V186L49 185L50 188H51L50 192L52 194H48V195H49V199L50 198L51 199L54 198L53 201H55V203H56V205H55L56 206L55 207L56 208L55 216H56V220L57 221H55L54 219L51 220L50 218H49V221H48V218L47 219L43 218V220H44V222H43L42 218H32L33 214H30V213H28V214L24 213L23 214V210L24 211L28 210L29 209V207H28L29 205L27 204V206H25L26 204H24V202L22 201L23 199L22 200L20 199V202L13 200V199H15L14 198L15 191H14V187L12 185L15 186ZM54 184H56V185H54ZM59 184H60V186H59ZM62 184H63V186L65 184V188H62L63 187ZM85 184H87L86 185L87 187L85 186ZM97 184H100L102 186L103 192H102V189H100L101 188L100 185H97ZM151 184L152 185L155 184V185H153V187H152ZM159 184H161L162 187H160ZM227 184H228V186H227ZM233 184L236 187L232 186ZM32 185H33V187H32ZM34 185H35V188H34ZM81 185H82V188H81ZM129 185H131V186H129ZM176 185H177V187H176ZM195 185H196V187H195ZM198 185H199V187H198ZM229 185H230V189H229ZM224 186H226V187H224ZM77 187H78V189H77ZM150 187H152V188H150ZM232 187H233V189H232ZM262 187H263V189H262ZM36 188H38L39 191ZM83 188H84V190H83ZM85 188H87V190H89V191H86ZM149 188H150L151 191L149 190ZM213 188H214V191H213ZM225 188H226V191H225ZM227 188H228V190H227ZM145 189H147V190L145 191ZM167 189H168V192H166ZM197 189H198V191L200 193L197 191ZM207 189H209V190H207ZM234 189L238 190V191H235ZM93 190H94V192H93ZM148 190H149V194H148ZM153 190H155V191H153ZM177 190H178V193H177ZM187 190H188V193H187ZM26 191H25V193H27ZM77 191H78V193H77ZM97 191L100 192V194ZM156 191H157V193H156ZM158 191H159V193H158ZM181 191H182V194H181ZM185 191H186L187 194L185 193ZM211 191H212V193L215 192L216 195L218 194L217 198H216V195L214 193L213 194L211 193ZM228 191H229V194L227 193ZM249 191L252 192V194ZM34 192H35V194H34ZM125 192H126V194H124ZM189 192L190 193L192 192V194H190ZM195 192H196V194H194ZM209 192H210L211 197L209 196ZM6 193H7V195H5ZM256 193H258V194H256ZM233 194H234V197H233ZM58 195H62V197H60ZM80 195H82V196H80ZM120 195H121V197H119ZM222 195H223V197H222ZM11 196L13 197V199H12ZM52 196H54V197L52 198ZM166 196H167V198H166ZM179 196H180V198H179ZM191 196H192V198H191ZM199 196H200V198H199ZM208 196L210 197L211 200L209 199ZM56 197H57V199H56ZM68 197H70L69 200H68ZM194 197H195L196 200H194ZM218 197H219V200H218ZM232 197H233V199H232ZM62 198H63V202H62ZM87 198H88V200L90 199L89 202H86V201H88ZM208 199L210 200V202L212 204L209 203ZM215 199L218 200V203H217V200H215ZM220 199H221V201H220ZM228 199H230V200H228ZM2 200L4 201V204L1 203V202H3ZM10 200H11V202H9ZM12 200H13V203H12ZM92 200L94 201V205H93V201ZM199 200L203 204L199 203L200 202ZM213 200L216 201V202H213ZM91 201H92V203H91ZM118 201H119V203L116 204ZM139 201H141V202H139ZM255 201H256V203H255ZM7 202H9V204ZM192 202H194V203L192 204ZM253 202H254V204H253ZM65 203L67 205V208H66ZM177 203H179L178 206H177ZM7 204H8V207H6ZM58 204H59V206H57ZM98 204H99V206H98ZM143 204H144V206H143ZM189 204L190 205L192 204L194 206L192 207V205L190 206ZM195 204H196V206H195ZM213 204L214 205L216 204V206H214ZM9 205H11V206H9ZM23 205L25 207H27V208H25ZM31 205H30V209L33 208V207L35 208V207L38 206V208L36 209L37 211L44 210V209L48 208L47 207L48 200L42 198V199H40V202L37 201L34 204L35 206L31 207ZM116 205H117V207H116ZM167 205H168V207H167ZM14 206H15V208H14ZM17 206H19V207L17 208ZM64 206H65V208H64ZM83 206H84V208H83ZM175 206H176V209H174ZM183 206H185V207H183ZM74 207H76V208H74ZM114 207H116V208H114ZM161 207H162V209H161ZM187 207H189V208L192 207V208H190V210H188L189 208L187 209ZM212 207H214V208L216 207L215 210H214V208L212 209ZM220 207H221V209H220ZM8 208H9V211H8ZM57 208H59V209H57ZM112 208H114V209H112ZM182 208H184V209H182ZM255 208H256V210H255ZM258 208H260V209H258ZM131 209H133V211ZM180 209H181V211H180ZM216 209H217V211H216ZM218 209H219V211H218ZM67 210H69V211L66 212ZM212 210L214 211V213H213ZM221 210H224L223 213H222ZM235 210H237V211L235 212ZM238 210L241 211V212H239ZM58 211H62L63 214L59 213ZM64 211L66 212L65 214H64ZM174 211H176V213H179V214L175 216ZM208 211H210V212L208 213ZM245 211H246V213H245ZM249 211H250V213H249ZM2 212H4V213H2ZM182 212H184V214ZM243 212H244V214H243ZM19 213L21 214L22 218H20V216H19L20 214ZM32 213H34V211H32ZM73 213H74V216H73ZM75 213H76V215H75ZM101 213H102V215H101ZM122 213H125V214L121 215L122 217L125 215L123 217V219L120 217V214H122ZM190 213H193V214H190ZM240 213L242 215H240ZM253 213H255L254 214L255 216L253 215ZM14 214H16L15 216H17L18 218L13 217ZM56 214L59 215L58 219H57V215ZM68 214H69V217H68ZM148 214H149L150 217L148 216ZM161 214H162V216H161ZM202 214H203V216H202ZM215 214H216V217H215ZM11 215H12L13 218L11 217ZM211 215H212V217H211ZM226 215H227V217H226ZM28 216H30V217H28ZM115 216L116 217L118 216V219ZM169 216L171 218H173V219H171ZM213 216H214V218H213ZM247 216L249 217L248 218L249 221L247 219ZM131 217H132V220H130ZM222 217L226 218V220H222L223 219ZM253 217H255V218L252 219ZM26 218H27V220L29 222L26 221ZM70 218H71V220H70ZM112 218H114V219L116 218V220H118V221H116V220L114 221V220H112ZM9 219L12 220V221H8ZM35 219L38 220V222ZM75 219H76V221H75ZM1 220H2V222H1ZM3 220H4V222H3ZM6 220H7V223H6ZM86 220H87V222H86ZM119 220H121L122 223ZM171 220H172V222H171ZM239 220H241V222ZM244 220H246V222H244ZM262 221H263V223H260ZM31 222H34V223H31ZM102 222H103V224H102ZM129 222H130V224H129ZM44 223L45 224L47 223L48 226H46V225L43 226ZM171 223H172V225H171ZM24 224L25 225L28 224V225H26V227L27 226L28 227L26 228ZM109 224H110V226H109ZM90 225H92V226H90ZM256 225L257 226L259 225V227H257ZM3 226H4V228H3ZM7 226H8V231L6 230ZM106 226H107V228L109 226V228L108 229L104 228ZM202 226H203V228H202ZM221 226H222V228H221ZM10 227H12L11 230L9 229ZM123 227H125V228H123ZM174 227H175V229H174ZM219 227H220V229H219ZM13 228H16V229H13ZM34 228L36 230H34ZM37 228H39V229H37ZM48 228H49V230H48ZM112 228H113V230H112ZM138 229H141V230H138ZM257 229L259 231H257ZM31 230H32V232H31ZM261 230H263V231H261ZM13 232L14 233L16 232V233L14 234ZM47 232H49V234ZM231 232H232V234H231ZM244 232H245V234H244ZM250 232H251V235H250ZM149 233H150V235H149ZM159 233H161V234H159ZM187 233H188V235H187ZM22 234L23 235L25 234L26 236L25 235L24 236L26 238L24 236H22ZM59 234H61V235H59ZM92 234H93V236H92ZM110 235H111V237H110ZM114 235H115V237H114ZM173 235H174V237H173ZM91 236H92V238H91ZM107 236H108V238H107ZM131 236H132V238H131ZM2 237H3V240H2ZM28 237H30L29 238V241H30L29 243H28ZM142 237H144V238H142ZM22 238H23V242H22ZM7 239L11 240L12 242L10 241V244H9V241ZM138 240H139V242H138ZM32 241H33V243H32ZM113 241H114V243H113ZM2 242H5V244L1 245ZM15 242H16V244H15ZM6 243L9 246L6 247ZM206 243H207V246H205ZM128 244H131V246L128 245ZM17 245H19V246L17 247ZM101 245H102V247H101ZM255 245H256V247H255ZM103 246H105V247H103ZM124 246H126V248L128 250H126V248ZM8 247L10 249H7ZM39 247H40V249H39ZM119 247H122V248H119ZM12 248H14L15 250L12 249ZM17 248H18V250L16 251ZM136 248H137V250H136ZM1 249H2V252H1ZM244 249L246 250V252H245ZM250 249L252 250V253H251ZM131 250H133V252H131ZM163 250H164V252H162ZM185 250H186L187 253H189V252L190 253L187 254L185 252ZM220 250H223V255L222 256H220L218 254V252ZM256 250H258V251H256ZM3 251L4 252L6 251L5 252L6 254L3 253ZM119 251H121V252H119ZM127 251H130L131 254L127 253ZM253 251L256 252V253L254 254ZM15 252L18 253V254H16ZM10 253H12V254H10ZM32 253H33V256H32ZM110 253H111V255H110ZM181 253H183V254H181ZM192 253H193V255L191 256L190 254H192ZM194 253H195V255H194ZM243 253H244V255H243ZM258 253H259V255H258ZM83 254L84 255L87 254V255L84 256ZM179 254H181V255H179ZM118 255L120 256V258L118 257ZM245 255H247V257ZM79 256H82V257H79ZM188 256H190V257H188ZM244 256H245V258H244ZM75 257H76V259H75ZM95 257H97L96 260H94ZM174 258H175V260H174ZM112 259H114V260H112ZM258 259H259V261H258ZM241 260L243 262H241ZM253 261H255V262H253Z\"/></svg>","mask_w":264,"mask_h":264},{"label":"bare ground","instance_id":"obj_2","mask_svg":"<svg viewBox=\"0 0 264 264\" xmlns=\"http://www.w3.org/2000/svg\"><path fill=\"white\" fill-rule=\"evenodd\" d=\"M43 1H44V0H43ZM71 1H72V0H71ZM74 1L76 2V0H73V2H74ZM78 1H81V0H78ZM88 1H89V0H88ZM90 1H91V0H90ZM104 1L106 2V0H104ZM113 1H119V0H113ZM134 1H135V0H134ZM146 1L148 2L149 0H146ZM171 1H174V0H170L169 4L171 3ZM199 1L201 2V0H199ZM206 1H208V0H203V2H206ZM222 1H223V0H222ZM229 1H230V0H229ZM243 1H245V0H243ZM252 1H253V0H252ZM75 2H74V3H75ZM100 2H102V1H100ZM107 2H108V1H107ZM122 2L124 3V0H123ZM128 2H129V0H128ZM151 2H153V0H152ZM160 2H161V0H156L155 2H153V3H154V6H156V5L159 6V5H160ZM167 2H168V0H167ZM174 2H175V1H174ZM192 2H193V0H192ZM200 2H199V3H200ZM203 2L200 3V5H201V4L203 5ZM210 2H211V4H212V1H210ZM217 2H218V1H217ZM226 2H227V1H226ZM231 2H232V1H231ZM238 2L240 3L241 1L239 0ZM259 2H260V0L258 1V4H259ZM86 3H87V2H86ZM93 3H94V1H92V4H93ZM95 3H96V2H95ZM95 3H94V4H95ZM116 3H117V2H116ZM130 3L132 4V1L129 2V5H131ZM162 3H163V1H162ZM177 3H178V2H177ZM177 3H176V5H177ZM179 3H180V2H179ZM195 3H196V2H195ZM199 3H198V4H199ZM214 3H215V1L213 2V5H214ZM82 4H83V3H82ZM104 4H105V3H104ZM106 4H107V3H106ZM108 4H109V2H108ZM112 4H113V3H112ZM120 4H121V3L119 2V7L122 5V4H121V5H120ZM135 4H136V2H135ZM135 4H134V6H135ZM146 4H147V3H146ZM158 4H159V5H158ZM174 4H175V3H174ZM204 4H205V3H204ZM207 4H208V3H207ZM215 4H216V3H215ZM217 4L220 5L221 3L218 2ZM217 4H216L215 7H217ZM223 4H224V2H223ZM228 4H229V3H228ZM235 4H236V3H235ZM52 5H53V4H52ZM63 5H64V7L66 6L65 4H63ZM72 5H73V4H72ZM78 5H79V3L77 4V6H78ZM80 5H81V3H80ZM90 5H91V4H90ZM101 5H102V4H101ZM116 5H117V4H116ZM151 5H152V4H151ZM163 5H164V3H163ZM179 5H181V4H179ZM182 5L185 6V7H187V8H191V7L193 6V5H192L190 2H188L187 0H183V1H182ZM196 5H197V4H196ZM200 5H199V6H200ZM213 5H212V6H213ZM225 5H226V3H225ZM236 5H237V4H236ZM50 6H51V5H50ZM68 6H69V5H68ZM68 6H66V8H68ZM75 6H76V5H75ZM84 6L86 7V5H84ZM94 6H95V5H94ZM110 6H111V5H110ZM123 6H124V5H123ZM132 6H133V5H131V7H132ZM147 6H148V5H147ZM157 6H156V7H157ZM208 6H210V5H208ZM212 6H211V7H212ZM221 6H222V5H221ZM237 6H238V5H237ZM237 6H235V8H236ZM244 6H245V3H244ZM82 7H83V6H82ZM85 7H83V9H84ZM98 7H99V5H98ZM114 7H115V6H114ZM114 7H112V8H114ZM124 7H125V6H124ZM124 7H123V8H124ZM129 7H130V6H129ZM129 7H128V8H129ZM131 7H130V8H131ZM140 7H141V6H140ZM156 7H155V8H156ZM167 7H168V6H167ZM170 7H172V6H170ZM196 7H197V6H196ZM201 7H202V6H201ZM206 7H207V5H206ZM213 7H214V6H213ZM215 7H214V8H215ZM256 7H257V6H256ZM76 8H77V7H76ZM76 8H75V9H76ZM133 8H134V7H133ZM143 8H144V7H143ZM143 8H142V12H144V11H143ZM145 8H146V7H145ZM148 8H150V7H147L146 9H148ZM197 8H198V7H197ZM207 8H208V7H207ZM209 8H210V7H209ZM214 8H213V9H214ZM238 8H239V7H238ZM245 8H246V7H244V9H245ZM251 8H252V6H251ZM61 9H63V8H61ZM72 9H73V8H72ZM98 9H99V8H98ZM146 9H145V11H147ZM153 9H154V8H153ZM160 9H161V8H160ZM182 9H183V8H182ZM203 9L206 10L204 5H203ZM215 9H216V8H215ZM233 9H234V8H233ZM244 9H242V10H244ZM59 10H60V9H59ZM65 10H67V9H65ZM69 10H70V9H68L67 11H69ZM78 10H82V8H81V9L78 8ZM85 10H86V9H85ZM93 10H94V8H93ZM99 10H100V9H99ZM113 10H114V9H113ZM124 10H125V9H124ZM156 10H158V9L156 8ZM169 10H170V9H169ZM174 10H175V9H174ZM201 10H202V9H201ZM204 10H203V11H204ZM208 10H209V9H207V11H208ZM211 10H212V9H211ZM220 10H221V9H220ZM74 11L77 12V10H74ZM103 11L105 12L106 9H105V10H102V13H103ZM128 11H129V10H128ZM137 11H138V9H137ZM154 11H155V9H154ZM181 11H182V10H181ZM185 11H186V10H185ZM191 11H192V10L189 11V9H188V13L191 12ZM209 11H210V10H209ZM215 11H216V10H215ZM253 11H254V8H253ZM260 11H261V10H260ZM70 12H72V10H70ZM78 12H80V11H78ZM82 12H83V14L85 13L84 11H82ZM99 12H100V11H97V13H95V10H94V13H93V14H99ZM111 12H112V10H111ZM111 12H110V13H111ZM119 12H121V11H119ZM129 12H130V11H129ZM139 12H140V11H139ZM147 12H148V11H147ZM147 12H145V14H146ZM149 12H150V10H149ZM156 12H157V11H156ZM175 12H176V11H175ZM186 12H187V11H186ZM186 12H185V13H186ZM199 12H200V11H199ZM258 12H259V11H258ZM258 12H257V13H258ZM57 13H58V12H57ZM59 13H60V11H59ZM87 13H88V12H87ZM105 13H106V12H105ZM105 13H104V14H105ZM125 13L128 14L126 11H125V12H122L121 14L124 15ZM157 13H158V12H157ZM173 13H174V12H173ZM192 13H194V10H193ZM192 13H191V16L193 17L195 13H194V14H192ZM261 13H262V11H261ZM73 14H74V13H73ZM90 14H91V12H90ZM93 14H92V17H93ZM133 14H134V12H133ZM150 14H151V13H150ZM159 14H160V13H159ZM196 14H197V13H196ZM204 14H205V13H204ZM251 14H252V13H251ZM255 14H256V13H255ZM62 15H64V14H62ZM65 15H66L67 17H68L69 15H71V21L74 22V19L72 20V13H71V14L69 13V15H68V14H65ZM100 15H101V12H100ZM100 15H98V16H100ZM102 15H103V14H102ZM108 15H109V14H108ZM108 15H107V16H108ZM164 15H165V14H164ZM170 15H172V10H171V14H170ZM189 15H190V14H189ZM260 15H261V14H260ZM53 16H54V15H53ZM53 16H52V17H53ZM78 16H79V15H78ZM90 16H91V15H90ZM90 16H89V17H90ZM103 16H104V15H103ZM107 16L105 15L104 17H107ZM119 16H121V15H119ZM133 16H134V15H133ZM158 16H159V15H158ZM183 16H185V15H183ZM186 16H187V15H186ZM191 16H190V17H191ZM201 16H202V14H201ZM208 16H209V15H208ZM208 16H207V19H208ZM214 16H215V15H214ZM76 17H77V15H76ZM76 17H74V18H76ZM87 17H88V15H87ZM126 17H127V19L130 18V16H128V15H127ZM136 17H137V16H136ZM136 17H135V18H136ZM156 17H157V16H156ZM164 17H166V16H164ZM196 17H197V16H196ZM247 17H248V16H247ZM253 17H254V12H253ZM255 17H256V16H255ZM258 17H259V16H258ZM57 18H58V17H57ZM60 18H61V17H60ZM68 18H69V17H68ZM96 18H97V16H96ZM141 18H143V17H141ZM215 18L217 19V17H215ZM215 18H214V19H215ZM238 18H240V17H238ZM244 18H246V17H244ZM259 18H260V17H259ZM40 19H41V17H40ZM81 19L84 20V18H81ZM104 19H105V18H104ZM114 19L117 20V18H114ZM133 19H134V18H133ZM133 19H132V20H133ZM181 19H183V18L181 17ZM189 19H190V18H189ZM192 19H193V18H192ZM214 19H212V21H213ZM216 19H215V20H216ZM233 19H234V18H233ZM233 19H232V20H233ZM256 19H257V17L255 18V21H256ZM44 20H45V19H44ZM44 20H43V21H44ZM48 20H49V19H48ZM55 20H56V18H55ZM59 20H60V25H59V26L64 27V29H63V30H59L58 33H60L61 35H65L66 37H69V36H70V33H71V31H72V30H71L72 27H73V31H74V29H76V28H74V27L76 26V24L71 23V21L67 23V22H62L61 19H59ZM65 20H66V19H65ZM78 20H79V19L76 18V21H77L76 23H78ZM89 20H90V19H89ZM96 20H97V19H96ZM98 20L100 21V19H98ZM106 20H109V19H106ZM112 20H113V19H112ZM135 20H136V19L133 20L134 23L136 22ZM139 20H140V19H139ZM173 20H174V19H173ZM184 20L187 21V19H186L185 17H184ZM196 20H197V19H196ZM240 20H241V19H240ZM243 20H244V19H242V22H243ZM260 20H261V18H260ZM260 20H257V21L260 22ZM12 21H13V19H12ZM45 21H46V20H45ZM63 21H64V19H63ZM68 21H69V20H68ZM128 21H129V20H128ZM128 21H127V23H130V22H128ZM163 21H165V19H164ZM166 21H167V17H166ZM166 21H165V22H166ZM188 21H189V20H188ZM218 21H219V19H218ZM225 21H226V20H225ZM244 21H245V20H244ZM249 21H251V20H249ZM4 22H5V21H4ZM13 22H14V21H13ZM15 22H16V20H15ZM15 22H14V23H15ZM18 22L20 23V21H18ZM49 22H50V21H49ZM54 22H55V21H54ZM81 22H82V25H83V21H80V23H81ZM89 22H90V21H89ZM89 22H88V23H89ZM91 22H92V20H91ZM97 22H98V21H97ZM101 22H102V21H100V23H101ZM107 22H108L107 25H106V26L104 25L102 35H101L100 32H99V33H100V36H101L104 40H108V39H110L109 36H110L111 33L113 32L112 34H114L115 38H114L113 40H111V41H112L113 43H115V45H116L115 48L113 47V48H114V49H113V52H112L111 49H110V46H111L110 43H111V41L109 40V44H108L109 46L106 45L102 50H99V49L101 48V46H100V48L98 47V48H99L98 51H97V50H96V51L94 50L95 52H93V50H92V52H91V51H89V52L87 51V52L85 53V52L83 51V50H84V49H83V50H82V51H83V54L80 55V56H76V53L74 54V55H75V56H74L73 54H70L71 52L69 53V52H67V51H64V57H62L63 53H62V50H61V49H63V50H64V49L67 50V49H66V48H62V45H61V47H56V48H54L55 46L51 45L50 49H55V50H56V51L54 52L56 56L54 55V53L52 54V55H53V56H52L51 53H50V49H47V47H46V49H45V46H44V47H43L42 45H39V46H38V44H37L38 47H37V46L35 47V43H36L35 39H36V37H37V31H35L36 35L29 36V37H31L32 45H30V47H31V50H30V51H31V54H30V58H29L28 62H34V63H35V62H44V60H48V61H50V62H51V61L54 62L55 60H56V61L59 60V62H60L61 60H63V62H71V61H73V62H77V63L79 62V64H80V62H81V63H82V62H89V63L91 64L93 60H95L96 62H101V56L104 57V55H105V56L107 57L106 61L114 62V64H115V60H116V58H117V59L120 58V57H121L120 53L122 52V48H121L122 45L120 46V45L118 44V45L120 46V47H119V46H117L116 43H118L119 40H121V42H125L126 40L129 39V36H130V35H129L127 32H124V31H123V33H122L121 28H120L121 31H118V32H120V34H118V35L115 34L116 31H117V28H118V27L115 25V28H116V31H115L114 25H111V24H110L111 26H108L109 21H107ZM137 22H138V21H137ZM149 22H150V21H149ZM177 22H178V21H177ZM189 22H190V21H189ZM191 22L193 23V21H191ZM213 22H214V21H213ZM213 22H212V24H213ZM228 22L230 23V21H228ZM239 22H240V21H239ZM239 22H238L239 25L242 24V22H241V23H239ZM0 23H1V22H0ZM46 23H47V21H46ZM85 23H86V22H85ZM110 23H111V21H110ZM112 23H113V21H112ZM118 23H119V22H118ZM123 23H124V22H123ZM131 23H132V22H131ZM155 23L157 24V22H155ZM215 23H216V22H215ZM222 23H224V25L227 24V22H222ZM232 23H233V21H232ZM235 23H236V22H235ZM235 23H234V26H235ZM251 23H252V22H251ZM43 24H44V23H43ZM43 24H42V25H43ZM49 24H50V23H49ZM51 24H53V23H51ZM51 24H50V25H51ZM55 24H56V23H54V25H55ZM120 24H121V23H119V25H120ZM132 24H133V23H132ZM136 24L138 25V23H136ZM160 24H161V23L159 22V25H160ZM172 24H174V23L172 22ZM181 24H182V23H181ZM194 24H195V23H194ZM194 24H192V25H194ZM216 24H220V22H218V23H216ZM216 24H215V25H216ZM247 24H248V23H247ZM247 24H246V22H245V24H244L243 26H245V25H247ZM21 25H22V24H21ZM24 25H25V24H24ZM56 25H57V24H56ZM56 25H55V26H56ZM77 25H78V24H77ZM84 25H86V24H84ZM84 25H83V26H84ZM94 25H97L96 27L98 28L99 23H95V22H94V23H91V26H92V27H93ZM102 25H103V24H102ZM127 25H128V24H127ZM129 25H130V24H129ZM167 25L169 26V24H167ZM170 25H171V24H170ZM224 25H223V27H224ZM262 25H263V20H262ZM14 26H15V24H14ZM16 26H17V25H16ZM131 26H132V25H131ZM145 26H146V24H145ZM168 26H167V27H168ZM176 26H177V24H176ZM178 26H179V25H178ZM185 26H186V25H184V27H185ZM208 26H209V25H208ZM248 26H249V24H248ZM255 26H257V25H255ZM255 26H254V27H255ZM10 27H11V25H10ZM79 27H80V26H79ZM84 27L86 28V26H84ZM88 27H89V25L87 26L86 29H88ZM94 27H95V26H94ZM96 27H95V29H97ZM122 27H123V25H122ZM129 27H130V26H129ZM132 27H133V26H132ZM135 27H136V26H135ZM156 27H157V26H156ZM158 27H159V26H158ZM162 27H163V26H162ZM172 27H174V26H172ZM188 27H189V25L187 26V28H188ZM211 27L213 28V26H211ZM223 27H222V29H223ZM239 27H240V26H239ZM12 28H13V26H12ZM16 28H17V27H16ZM56 28H57V26H56ZM56 28H55V29H56ZM80 28H81V27H80ZM125 28H126V27H125ZM154 28H155V27H154ZM154 28H153V29H154ZM163 28H164V27H163ZM163 28H162V29H163ZM176 28H177V27H176ZM178 28H179V27H178ZM181 28H182V27H181ZM185 28H186V27H185ZM215 28H216V27H215ZM234 28H235V27H234ZM234 28H233V29H234ZM262 28H263V30H264V26H262ZM18 29H19V27H18ZM18 29H17V30H18ZM39 29H41L40 26H39ZM53 29H54V28H53ZM95 29H93V30H95ZM134 29H135V28H134ZM140 29H141V28H140ZM156 29H157V28H156ZM207 29H208V28H206V30H207ZM220 29H221V28H220ZM222 29H221V30H222ZM229 29H231V26H230ZM236 29H237V26H236ZM238 29H240V28H238ZM17 30H15V31H17ZM33 30H35V29H33ZM56 30H57V29H56ZM77 30H78V28H77ZM77 30H76V31H77ZM79 30H80V29H79ZM79 30H78V31H79ZM88 30H89V33H87V32H86V33L90 35V32H91V31H90V29H88ZM98 30H99V28H98ZM98 30H97V31H94V33L98 32ZM143 30H144V29H143ZM174 30H175V29H174ZM174 30L172 29V32H171V33H173ZM185 30L187 31V29H185ZM196 30H197V29H196ZM201 30H202V29H201ZM211 30H214V28L211 29ZM225 30H226V29H225ZM234 30H235V29H234ZM234 30H233V31H234ZM9 31H10V30H9ZM76 31H75V32H76ZM78 31H77V32H78ZM100 31H102V29H101ZM158 31H159V29H158ZM167 31H168V29H167ZM176 31H177V30H176ZM181 31H182V30H181ZM189 31H190V32H189ZM194 31H195V30H194ZM216 31H217V30H216ZM216 31H215V32H216ZM218 31H219V30H218ZM218 31L216 32V35H217ZM222 31H224V29H223ZM257 31H258V30H257ZM23 32H24V31H23ZM28 32H29V31H28ZM31 32H32V29H31ZM31 32H30V33H31ZM55 32H56V31L53 32L52 30H50V27H49V26H44V25H43V27H42V29L39 31V34H38V35H39V37H40L41 35L46 36V37L43 36L42 38H44V42L47 43V42H50L51 39L54 38L53 36H55V34L57 33V32H56V33H55ZM83 32H84V31H83ZM129 32H130V31H129ZM141 32H142V31H141ZM143 32H144V31H143ZM174 32H175V31H174ZM179 32H180V31H179ZM188 32L192 34V30H191V28H190V30H188ZM188 32H187V33H188ZM196 32H197V31H196ZM198 32H199V31H198ZM210 32H211V31H210ZM241 32H242V31H241ZM244 32H245V31H244V29H243V34H244ZM19 33H20V32H19ZM86 33H85V37H86V35H87ZM136 33H137V32H136ZM136 33H135V35H136ZM163 33H164V31H163ZM181 33H182V32H181ZM181 33H180V34H181ZM189 33H188V35H189ZM201 33H202V32H201ZM223 33H224V32H222L221 34H223ZM230 33H232V29H231V32H230ZM10 34H12V33H10ZM20 34H21V33H20ZM20 34H19V35H20ZM32 34H33V33H32ZM73 34H74V33H73ZM80 34H81V32H80ZM144 34H145V32H144ZM169 34H170V32H169ZM169 34H168V35H169ZM177 34H178V33H177ZM226 34H227V32H226ZM246 34H247V33H246ZM248 34H249V33H248ZM248 34H247V36H248ZM250 34H251V33H250ZM259 34H260V36H262L260 32H259ZM71 35H72V33H71ZM135 35H134V36H135ZM148 35H149V31H148ZM150 35H151V34H150ZM150 35H149V36H150ZM172 35L175 36L176 34H174V33L171 34V38H172ZM201 35H202V34H201ZM203 35H204V34H203ZM209 35H210V33H209ZM212 35L214 36V34H212ZM233 35L235 36V34H233ZM240 35H241V34H240ZM13 36H14V35H13ZM13 36H12V37H13ZM73 36H74V35H73ZM87 36H88V35H87ZM92 36H93V35H92ZM97 36H98V35H97ZM100 36H98V38H99ZM139 36L142 37V35H138V37H139ZM152 36H154V35H152ZM177 36H178V35H177ZM183 36H184V35H182V37H183ZM195 36H196V35H195ZM224 36H225V35H224ZM247 36L244 35V38H246ZM254 36H255V35H254ZM10 37H11V36H10ZM19 37H20V36H19ZM21 37H22V36H21ZM58 37H61V36L58 35ZM66 37H65V38H66ZM101 37H100V38H101ZM111 37H112V36H111ZM130 37H131V36H130ZM182 37H181V41H182V40L185 41L186 38L183 39ZM184 37H185V36H184ZM189 37L191 38V36H189ZM198 37H199V36H198ZM207 37L209 38V36H207ZM221 37L223 38V35H222ZM221 37H219V38H221ZM249 37H251V36H249ZM16 38H17V37H16ZM27 38H28V37H27ZM27 38H26V40H27ZM72 38H73V37H72ZM77 38H78V37H77ZM94 38H95V37H94ZM98 38H97V39H98ZM134 38H135V37H134ZM134 38H133V39H134ZM136 38H137V37H136ZM142 38H143V37H142ZM159 38H160V37H159ZM166 38H167V37H166ZM173 38H174V37H173ZM190 38H189V39H190ZM202 38H203V36H202ZM210 38H211V37H210ZM213 38H214V37H213ZM217 38H218V37H217ZM217 38H216V39H217ZM225 38H226V37H225ZM254 38H255V37H254ZM254 38H253V40H254ZM29 39H30V38H29ZM54 39H55V38H54ZM75 39H76V38H75ZM79 39H80V38H79ZM88 39H89V38H88ZM156 39H158V38L156 37ZM167 39H168V38H167ZM178 39H179V37H178ZM228 39H229V38H228ZM228 39H227V40H228ZM233 39L236 40L237 38H233ZM238 39H240V38L238 37ZM247 39H248V38H247ZM258 39H259V38H258ZM262 39H264V38H262ZM22 40H24V38H23ZM26 40H25V41H26ZM83 40H84V39H83ZM100 40H102V39H100ZM130 40H131V39H130ZM161 40H163V39L161 38ZM161 40H160V44H161V47H162ZM187 40H188V39H186V41H187ZM191 40H192V39H191ZM193 40H194V39H193ZM193 40H192V41H193ZM195 40H196V39H195ZM224 40H226V39H224ZM227 40H226V41H227ZM249 40L251 41V39H249ZM260 40H261V39H260ZM260 40H258V42H259ZM17 41H18V40H17ZM37 41H38V40H37ZM55 41H56V40H55ZM64 41H65V40H64ZM64 41H63V42H64ZM66 41H68V39H66ZM66 41H65V42H66ZM132 41H134V40H132ZM132 41H130V42H132ZM165 41H166V40H165ZM170 41H171V39H170ZM172 41H173V39H172ZM174 41H175V40H174ZM181 41H180V42H181ZM186 41H185V42H186ZM219 41H220V39H219ZM219 41H218V43H219ZM222 41H223V40H222ZM226 41H224V42H226ZM230 41H231V40H230ZM240 41H241V40H240ZM246 41H247V40H246ZM255 41H256V40H255ZM262 41H263V40H262ZM11 42H12V41H11ZM39 42H41V41H39ZM51 42H52V41H51ZM71 42H72V40H71ZM77 42H78V41H77ZM77 42H76V43H77ZM126 42H127V41H126ZM128 42H129V41H128ZM130 42H129V44H130ZM137 42H138V41H137ZM166 42H167V41H166ZM177 42H178V41H177ZM185 42H184V43H185ZM233 42H235V41H233ZM243 42H244V40H242V43H243ZM260 42H261V41H260ZM263 42H264V41H263ZM14 43H15V41H14ZM14 43H13V44H14ZM28 43L31 44V41H29ZM41 43H42V42H41ZM52 43H54V42H52ZM68 43H69V42H68ZM78 43H80V42H78ZM107 43H108V42H107ZM113 43H112V45H113ZM142 43H143V41H142ZM163 43H164V40H163ZM167 43H168V42H167ZM175 43H176V42H175ZM222 43H223V42H222ZM254 43H255V42H254ZM20 44H22V43H20ZM20 44H19V46H20ZM39 44H40V43H39ZM55 44L57 45V43H55ZM126 44H127V43H126ZM145 44H146V42H145ZM168 44H169V43H168ZM178 44H179V43H178ZM236 44H237V40H236ZM236 44H235V45H236ZM259 44H260V43H259ZM15 45H16V44H15ZM26 45H27V44H26ZM49 45H50V43H49ZM67 45H68V44H67ZM155 45H157V44H155ZM171 45H172V43H171ZM176 45H177V43H176ZM209 45H210V44H209ZM211 45H212V40H211ZM225 45H227V44H225ZM238 45H239V43H238ZM261 45H262V43L260 44V46H261ZM11 46H12V44H11ZM41 46H42V47H41ZM58 46H60L59 43H58ZM69 46H70V45H69ZM69 46H66V47L69 48ZM146 46H147V44H146ZM185 46H186V45H185ZM213 46H214V44H213ZM213 46H212V47H213ZM221 46H224V45L221 44L220 47H221ZM231 46H232V44H231ZM248 46H249V45H248ZM12 47H14V46H12ZM26 47H27V46H25V48H26ZM64 47H65V46H64ZM74 47H75V48L77 47L76 44H75ZM78 47H79V46H78ZM127 47H129V45H128ZM134 47H135V46H134ZM136 47H137V46H136ZM138 47H139V45H138ZM141 47H142V46H141ZM155 47H156V46H155ZM166 47H167V46H166ZM168 47H169V45H168ZM172 47H173V46H172ZM178 47H179V46H178ZM181 47H182V46L180 45V48H181ZM214 47H215V46H214ZM218 47H219V45H218ZM225 47H226V46H225ZM225 47H224V48H225ZM236 47H237V45H236ZM236 47H235V48H236ZM15 48H16V47H15ZM20 48H21V46H20ZM23 48H24V47H23ZM25 48H24V50H26ZM39 48H40V49H39ZM48 48H49V46H48ZM72 48H73V46H71V49H72ZM83 48H84V46H83ZM145 48H146V47H145ZM164 48H165V46H164ZM176 48H177V47H176ZM180 48H178V49H179V52H180L181 56L186 57V55L184 54V50H183L184 48H181V50H180ZM237 48H238V47H237ZM251 48H252V47H251ZM256 48H257V46H256ZM11 49H12V48H11ZM11 49H10V50H11ZM73 49H74V48H73ZM85 49H86V47H85ZM91 49H92V48H91ZM96 49H97V48H96ZM123 49H124V48H123ZM128 49H129V48H128ZM128 49H127V50H128ZM139 49H140V47H139ZM142 49H143V47L141 48V50H142ZM150 49H151V48H150ZM210 49H211V48H210ZM227 49H228V48H227ZM239 49H240V47H239ZM239 49H238V50H239ZM59 50L61 51V53H56V52L59 51ZM68 50H70V49H68ZM74 50H75V49H74ZM133 50L135 51V49H133ZM141 50H139V51L141 52ZM144 50H145V49H144ZM214 50H215V48H213L212 52H209L208 59L211 58L210 65L212 64V61L214 62V61L216 60V58L221 59V55H222V53H221V52H219V53H214V52H215ZM216 50H218V49H216ZM220 50H221V49H220ZM12 51H15V50L12 49ZM48 51H49V52H48ZM80 51H81V50H79V52H80ZM124 51L127 52L125 49H124ZM149 51H150V50H149ZM173 51H174V47H173ZM175 51H177V50H175ZM209 51H210V50H209ZM19 52H20V50H18V53H19ZM22 52H24V51L22 50ZM26 52H27V51H26ZM26 52H25V54H26ZM79 52H78V53H79ZM130 52H132V51H130ZM142 52H143V51H142ZM144 52H145V51H144ZM144 52H143V53H144ZM150 52H151V51H150ZM155 52H157V50H156ZM160 52H161V51H160ZM164 52H166V51H164ZM224 52H225V49L223 50V53H224ZM226 52H229V50H227ZM238 52H239V51H238ZM49 53H50V54H49ZM81 53H82V52H81ZM128 53H129V52H128ZM213 53H214V54H213ZM252 53H253V52H252ZM252 53H251V55H252ZM8 54H9V52H8ZM8 54H7V57H8L9 59H12L11 57L8 56ZM28 54H29V53H28ZM121 54H122V53H121ZM137 54H140V55H141V53H137ZM154 54H155V53H154ZM177 54H179V53H177ZM177 54H176V56H177ZM180 54H179V55H180ZM186 54H187V53H186ZM202 54H203V52H202ZM230 54H231V50H230ZM20 55H21V54H20ZM134 55H135V54H134ZM143 55H145V53H144ZM148 55H149V54H148ZM150 55H151V54H150ZM152 55H153V54H152ZM160 55H161V54H160ZM173 55H175V54H173ZM218 55H219V57H217ZM259 55H260V54H259ZM11 56H13V55H11ZM21 56H22V55H21ZM25 56H26V55H25ZM54 56H55V57H54ZM60 56H61V57H60ZM146 56H147V55H146ZM164 56H165V55H164ZM195 56H196V54H195ZM195 56H194V57H195ZM226 56H227V55H226ZM0 57H1V55H0ZM14 57H15V56H14ZM16 57H17V56H16ZM19 57H20V56H19ZM23 57H24V56H23ZM23 57H22V58H23ZM106 57H105V58H106ZM134 57H135V56H134ZM138 57H140V56H138ZM150 57H151V56H150ZM152 57H153V56H152ZM161 57H162V56H161ZM161 57H160V58H161ZM204 57H205V56H204ZM247 57H249V56L247 55ZM250 57H251V56H250ZM263 57H264V55H263ZM8 58H7V59H8ZM57 58H58V59H57ZM105 58H104V59H105ZM121 58L123 59V57H121ZM125 58H126V57H125ZM129 58H131V55L129 56ZM136 58H137V56H136ZM136 58H135V60H136ZM144 58H145V56H144ZM147 58H149V57H147ZM171 58L173 59L172 56H171ZM187 58H188V61H192V60H193L192 57L190 56V54H189V56H188ZM196 58H197V56H196ZM236 58H237V57H236ZM256 58H257V57H256ZM9 59H8V60H9ZM17 59H18V57H17ZM20 59H21V58H20ZM27 59H28V57H26L24 60H27ZM153 59H155V57H154ZM156 59H157V57H156ZM156 59H155V60H156ZM167 59H168V57H167ZM226 59H227V58H226ZM226 59H225V60H226ZM230 59H231V58H229V56H228V60H229V61H230ZM246 59H247V58H246ZM263 59H264V58H263ZM4 60H5V59H4ZM53 60H54V61H53ZM124 60H125V61H122V65H125V64H126V63L124 64V62H126V59H124ZM140 60H141V58H140ZM143 60H144V59H143ZM158 60H159V57H158ZM238 60H239V59H238ZM249 60H250V59H249ZM251 60H252V59H251ZM16 61H17V60L15 59V62H16ZM136 61H137V60H136ZM146 61H147V60H146ZM152 61H153V60H152ZM174 61H175V60L173 59V62H174ZM196 61L201 62L200 64L203 65V62H204V63L207 62V58H203V57L199 56L198 60H196ZM236 61H237V60H236ZM252 61H253V60H252ZM259 61H260V60H259ZM0 62H1V60H0ZM2 62L4 63V61H2ZM7 62L10 63V62H12V61L10 60V61H7ZM110 62H109V64H110ZM117 62H119V61L117 60ZM129 62H130V61H129ZM138 62H139V61H138ZM154 62H155V61H154ZM165 62L168 63L167 61H165ZM169 62H171V60H170ZM185 62H186V61H185ZM215 62H217V60H216ZM5 63H6V62H5ZM5 63H4V64H5ZM18 63H19V62H18ZM34 63H33L32 65H34ZM71 63H72V62H71ZM71 63H69V64H71ZM89 63H87V64H89ZM103 63L105 64V61H104ZM103 63H102V64H103ZM119 63H121V62H119ZM133 63H134V62H133ZM139 63H140V62H139ZM155 63H156V62H155ZM155 63H153V65H154ZM183 63H184V62H183ZM187 63H188V62H186V64H187ZM228 63H229V62H228ZM233 63H235V62H233ZM254 63H255V62H254ZM256 63H257V62H256ZM4 64H3V65H4ZM6 64H8V63H6ZM16 64H17V63H16ZM22 64H23V63H22ZM25 64H28V63H27V62L24 63L23 67L25 66ZM38 64H39V63H38ZM43 64H44V63H43ZM46 64H47V62H46ZM66 64H68V63H66ZM84 64H85V63H84ZM102 64H100V65H102ZM144 64H145V63H144ZM156 64H157V63H156ZM156 64H155V65H156ZM168 64H169V63H168ZM213 64H214V63H213ZM213 64H212V65H213ZM0 65H1V63H0ZM9 65H10V64H9ZM29 65H30V64H29ZM29 65H28V66H29ZM53 65H54V64H53ZM72 65H73V64H72ZM122 65H121V66H122ZM128 65H130V63H128ZM137 65H138V64H137ZM142 65H143V64H142ZM147 65L150 66L151 64L148 63V61H147ZM155 65H154V66H155ZM170 65H171V64H170ZM175 65H176V64H175ZM189 65H190V64H189ZM189 65H188V66H189ZM193 65H194V64H193ZM208 65H209V64H207V67H209ZM214 65H215V64H214ZM216 65H217V64H216ZM219 65H220V64H219ZM221 65H222V64H221ZM253 65H254V64H253ZM7 66H8V65H7ZM17 66H18V65H17ZM17 66H16V67H17ZM46 66H47V65H46ZM81 66H83V65H81ZM90 66H92V65H90ZM105 66H106V65H105ZM109 66H110V65H109ZM143 66H144V65H143ZM149 66H147V67H149ZM164 66H165V65H164ZM190 66H191V65H190ZM223 66H225V65H223ZM254 66H255V65H254ZM254 66H253V67H254ZM12 67H13V66H12ZM40 67H42V65L39 66V68H40ZM73 67H74V66H73ZM151 67H153V66H151ZM156 67H157V65H156ZM156 67H153L154 70H155ZM173 67H174V64H173ZM173 67L171 66V68H173ZM181 67H182V66H181ZM194 67H195V66H194ZM205 67H206V66H205ZM205 67H204V65H203V69H202V70H204ZM230 67H231V66H230ZM230 67H229V68H230ZM233 67H234V64H233ZM258 67H259V65H258ZM10 68H11V67H10ZM13 68H14V67H13ZM20 68L22 69V66H21ZM36 68H37V67H36ZM95 68H96V67H95ZM99 68H100V67H99ZM105 68H106V67H105ZM118 68H119V65H118ZM149 68H150V67H149ZM157 68H158V70H159V68H161V65H160L159 67H157ZM171 68H168V69L171 70ZM184 68H185V66H184ZM184 68H183V69H184ZM188 68H190V67H188ZM192 68H193V67H191V69H192ZM196 68H197V67H196ZM201 68H202V67H201ZM210 68H211V67H210ZM210 68H209V69H210ZM219 68H220V67H219ZM229 68H227V69H229ZM247 68H248V67H247ZM262 68H263V66H262ZM3 69H4V68H3ZM14 69H15V68H14ZM70 69H71V67H70ZM93 69H94V68H93ZM97 69H98V68H97ZM174 69H175V68H174ZM174 69H173V71L176 70V69H175V70H174ZM180 69H181V68H180ZM197 69L200 70V67H198ZM211 69H213V68H211ZM220 69H222V67H221ZM238 69H239V68H238ZM249 69H250V68H249ZM256 69H258V68H256ZM8 70H9V69H8ZM8 70H7V72H8ZM12 70H13V69H12ZM68 70H69V69L67 68V71H68ZM75 70L79 71V70H78V67H77V69H75ZM80 70H81V69H80ZM114 70H115V69H114ZM120 70H121V69H120ZM152 70H153V69H152ZM158 70L156 69V71H158ZM165 70H166V69H165ZM170 70H168V71H170ZM186 70H188V69H186ZM192 70H194V68H193ZM217 70H218V69H217ZM0 71H2V69H1ZM22 71H23V70H21V72H22ZM55 71H56V70H55ZM62 71H63V70H62ZM91 71H93V70H91ZM98 71H99V70H98ZM177 71H178V70H177ZM221 71H224V70L222 69ZM226 71H227V70H226ZM226 71H225V72H226ZM228 71H229V70H228ZM232 71H233V70H232ZM239 71H240V75H242L243 73L241 72L240 69H239ZM7 72H6V73H7ZM12 72H13V71H12ZM24 72H25V70H24ZM58 72H59V71H58ZM58 72H57V73H58ZM68 72H69V71H68ZM192 72H193V71H192ZM225 72H224V75H225ZM237 72H238V71H237ZM1 73H2V72H1ZM14 73H15V72H13V74H14ZM33 73H34V72H33ZM52 73H53V72H52ZM52 73H51V76H52ZM57 73H56V74H57ZM78 73H79V72H78ZM92 73H93V72H92ZM95 73H96V72H95ZM99 73H100V72H99ZM119 73L122 74V70H121V72H119ZM169 73H170V72H169ZM195 73H196V72H195ZM195 73H194V74H195ZM197 73H198V70H197ZM241 73H242V74H241ZM248 73H249V70H248ZM259 73H260V75H261V71H259ZM259 73H256V74L258 75ZM15 74H16V73H15ZM15 74H14V75H15ZM26 74L28 75L29 73L27 72ZM26 74H25V76H26ZM60 74H61V72H60ZM60 74L58 73L57 75H60ZM73 74H74V71H73ZM73 74H72V75H73ZM75 74H76V72H75ZM125 74H126V73L122 74V75H123V78H124V75H125ZM166 74H167V72H166ZM181 74H182V73H181ZM185 74H186V73H185ZM215 74H217V72H216ZM222 74H223V73H222ZM250 74H251V72H250ZM9 75L11 76V74H10V73L8 74V78H9ZM29 75H31V74H29ZM29 75H28V78H31V77H29ZM42 75H43V74H42ZM44 75H45V74H44ZM49 75H50V74H49ZM63 75H65V74H63ZM66 75H68V74H66ZM72 75H71V76H72ZM114 75H115V73H114ZM192 75H193V74H192ZM2 76L4 77V80H5V77H6V76H5V75H2ZM19 76H20V75H19ZM37 76H38V73H37ZM53 76H54V75H53ZM55 76H56V75H55ZM118 76H119V74H118ZM188 76H189V75H188ZM207 76H208V74H207ZM212 76H213V75H212ZM212 76H211V77H212ZM216 76H218V74L215 75V77H216ZM229 76H230V75H229ZM12 77H13V76H12ZM12 77H11V78H12ZM42 77H43V76H42ZM45 77H47V76L45 75ZM63 77H64V76H63ZM63 77H62V80H63ZM100 77H102V76H100ZM100 77H98V78H100ZM130 77H131V75H130ZM130 77H129V78H130ZM149 77H150V76H149ZM149 77H148V78H149ZM183 77H184V76L181 75V76L178 77V79L181 80L180 82L186 84V82L184 81V78H183ZM186 77H187V75H186ZM189 77H192V76L190 75ZM194 77H195V76H194ZM197 77H198V76H197ZM197 77H196V78H197ZM220 77H221V75H220ZM223 77H224V76H223ZM245 77H247V74H245ZM245 77H244V79H245ZM256 77L258 78V77H260V76H256ZM256 77H255V78H256ZM0 78H1V76H0ZM13 78H15V77H13ZM22 78H23V80L26 79V78L24 79V77H22ZM64 78H65V77H64ZM107 78H108V77H107ZM109 78H110V77H109ZM115 78H116V77H115ZM117 78H118V77H117ZM123 78H122V79H123ZM129 78H126V79H128V81H129ZM208 78H209V77H208ZM228 78H229V77H228ZM231 78H232V77H231ZM248 78L250 79L251 77L248 76ZM255 78L252 79V81L250 80V84H251V83L253 84V82L255 81ZM1 79H2V78H1ZM32 79H34V78H32ZM39 79H40V78H39ZM49 79H50V78H49ZM58 79H59V78H58ZM60 79H61V77H60ZM104 79H105V78H104ZM104 79H103V80H104ZM110 79H111V78H110ZM122 79H121L120 81H122ZM204 79H205V78H204ZM226 79H227V78H226ZM261 79H262V78H261ZM261 79H259V80H261ZM51 80H53V79H51ZM54 80H55V77H54ZM65 80H66V78H65ZM108 80H109V79H108ZM132 80H133V77H132ZM145 80H146V79H145ZM174 80H175V77L173 78V82H175ZM176 80H177V79H176ZM187 80H188V78H187ZM187 80H186V81H187ZM193 80H194V79H193ZM197 80H198V78H197ZM223 80H224V78H223ZM223 80H222V81H223ZM233 80H235V79L233 78ZM240 80H241V79H240ZM240 80H239V81H240ZM245 80H246V79H245ZM20 81H21V80H20ZM28 81H29V80H28ZM98 81H99V80H98ZM101 81H102V79H101ZM105 81H106V80H105ZM136 81H137V80H136ZM169 81H170V80H169ZM171 81H172V79H171ZM188 81H189V80H188ZM202 81H203V79H202ZM209 81H210V80H209ZM213 81H214V78H213ZM213 81L211 82V84L213 83V85H214V82H213ZM239 81H238V83H239ZM247 81H248V80H247ZM247 81H246V83H247ZM13 82H15V81H13ZM41 82H42V81H41ZM50 82H51V81H50ZM50 82H48V83H50ZM53 82H57V81H53ZM68 82H69V81H68ZM71 82H73V81H71ZM99 82H100V81H99ZM109 82H110V81H109ZM111 82H114V80L112 79ZM134 82H135V81H134ZM156 82H157V81H156ZM191 82H192V81H191ZM234 82H235V81H234ZM234 82H232V83H234ZM243 82H244V81H243ZM4 83H7V82H4ZM16 83H17V82H16ZM25 83H26V82H25ZM45 83H46V82H45ZM57 83H58V82H57ZM57 83H56V84H57ZM60 83H61V82H60ZM60 83H59V84H60ZM97 83H98V82H97ZM106 83H107V81H106ZM118 83H119V82H118ZM127 83H128V82H127ZM163 83H164V82H163ZM165 83H167V82H165ZM195 83H196V81H195ZM201 83H202V82H201ZM203 83L205 84V82H203ZM219 83L221 84V81H220ZM12 84H13V83H12ZM12 84H11V85H12ZM52 84H53V83H52ZM52 84H51V85H52ZM63 84H64V83H63ZM112 84H113V83H112ZM142 84L144 85V83H142ZM177 84H179V83H177ZM196 84H197V83H196ZM198 84H199V83H198ZM206 84H207V82H206ZM211 84H208V85H211ZM243 84H244V83H243ZM248 84H249V83H248ZM8 85H9V84H8ZM36 85H37V83H36ZM39 85H41V84L39 83ZM51 85H50V86H51ZM69 85H71V84H69ZM69 85H68V86H69ZM85 85H86V84H85ZM98 85H102V86H103L102 83H101V84H98ZM122 85L126 87V83H125V85H124V83H123ZM140 85H141V83H140ZM213 85H212V89L215 90V89L213 88ZM215 85H216V84H215ZM232 85H234V84H232ZM232 85H231V86H232ZM238 85L240 86V84H238ZM23 86H24V82H23L22 87H23ZM45 86H47V85H45ZM45 86L43 85L44 90L46 89ZM59 86H60V85H59ZM87 86H88V85H87ZM95 86H96V85H95ZM119 86H120V85H119ZM127 86H129V85H127ZM138 86H139V84H138ZM141 86H142V85H141ZM159 86H160V85H159ZM167 86L169 87V89H171V88H173L175 85L173 86L172 84H169V85H167ZM176 86H177V85H176ZM184 86H185V85H184ZM186 86H187V94L185 93L186 95H185V96L183 95L184 97H183V96H177V94H175L174 97L172 96L174 99H173V100L171 99L172 103L170 102V106H168V108H167V110H166V113L172 115V113H174L176 110H178V111H184L183 109H185V108L180 109V108L178 107V103H179L178 101H180V100H182V99L185 100L187 103H189V105H191L190 107H193V104H192V102H193V95H195V93H196L197 91H195V93L193 94V89H194V88H193L191 85H189V84H187ZM193 86H194V84H193ZM224 86H225V85H224ZM231 86H230V87H231ZM263 86H264V85H263ZM3 87H5V85H4ZM12 87H13V86H12ZM15 87H16V86H15ZM15 87H14V88H15ZM54 87H57V86H54ZM54 87H53V88H54ZM79 87H80V86H79ZM79 87H77V89H76L77 91H78V88H79ZM89 87H90V86H89ZM103 87H105V86H103ZM121 87H122V86H121ZM121 87H120V88H121ZM139 87H140V86H139ZM165 87H166V86H165ZM199 87H200V85H199ZM205 87H206V85H205ZM218 87H219V86H218ZM240 87H241V86H240ZM244 87H245L244 89L246 90L247 88H246L245 85H244ZM5 88H6V87H5ZM5 88H4L3 90H5ZM17 88H18V87H17ZM28 88H29V87H28ZM32 88H33V87H32ZM32 88H31V89L29 88V89L32 91ZM40 88H41V87H40ZM90 88H91V87H90ZM131 88H132V87H131ZM142 88H143V87H142ZM163 88H164V87H163ZM166 88H167V87H166ZM176 88H177V87H176ZM178 88H179V86H178ZM200 88H201V87H200ZM200 88H198V89H200ZM208 88H209V86H208ZM248 88H249V87H248ZM22 89H25V88H22ZM22 89H21V90H22ZM41 89H43V88H41ZM48 89H49V88H48ZM50 89H51L52 91H54L52 88H50ZM56 89H57V88H56ZM56 89H55V90H56ZM62 89H64V88H62ZM65 89H66V88H65ZM70 89H71V88H70ZM72 89H73V88H72ZM82 89H83V86H82ZM82 89H79V90L82 91ZM85 89H87L86 86H85ZM91 89H92V88H91ZM93 89H94V88H93ZM96 89H97V86H96ZM132 89H133V88H132ZM144 89H145V88H144ZM169 89H165L166 92L169 91ZM212 89H211V90H212ZM234 89H235V87H234ZM3 90L1 89L2 92H3ZM74 90H75V89H74ZM123 90H124V88H123ZM134 90H135V89H134ZM134 90H133V91H134ZM158 90H159L160 92H159ZM158 90L155 89L154 87H153V88H152V87L147 88V93L149 92V93H148V94H149L148 96H150V97H153L154 95L161 96V90H160V88H159ZM175 90H176V89H175ZM182 90H183V89H182ZM204 90H206V89H204ZM220 90H221V88H220ZM226 90H228V88H227ZM226 90H225V91H226ZM230 90H231V89H229V93L231 92ZM249 90H250V89H249ZM257 90H258V89H257ZM259 90H260V89H259ZM263 90H264V89H263ZM56 91H59V90L57 89ZM81 91H80V93H81ZM83 91H84V89H83ZM97 91H98V90H97ZM103 91H105V90H103ZM119 91H120L119 88H115L114 85H113V86L110 85L109 90H108V93H109V97H110V99H111V102H113V103H115V104L118 103V100H119V99H118V93H119ZM125 91H126V90H125ZM128 91H129V90H128ZM128 91H127V92H128ZM133 91H132V92H133ZM139 91H140V90H139ZM171 91H172V90H171ZM176 91H177V90H176ZM200 91L202 92V88L200 89ZM217 91H218V90H217ZM236 91H237V89H236ZM236 91H235V92H236ZM16 92H17V91H16ZM29 92H30V91H29ZM54 92H55V91H54ZM94 92H95V89H94ZM101 92H102V87H101ZM101 92H100V94H101ZM105 92H107V91H105ZM120 92H121V91H120ZM137 92H138V90H137ZM169 92H170V91H169ZM169 92H168V95H169ZM185 92H186V90H185ZM203 92H204V91H203ZM203 92H202V93H203ZM209 92H210V91H209ZM209 92L206 91L205 94L203 93V94H204V97H203V95L201 94V95H202L201 99L203 98V101H202L201 105L203 104V106L205 105V107H206V105H208V104L210 105L211 103H213V104L215 105V107H217V105H221V108H224V105H222V104H220V103H221V101H224L225 96L220 95L221 93H219V95H218L217 92H216L215 95H217V96H215V97L212 99V97H210V95H209ZM212 92H213V91H212ZM219 92H220V91H219ZM226 92H227V91H226ZM237 92H238V91H237ZM237 92H236V93H237ZM255 92H256V91H255ZM262 92H263V91H262ZM5 93H6V91H5ZM5 93H4V94H5ZM18 93H19V92H18ZM49 93H50V92H49ZM56 93H57V92H55V94H56ZM66 93H68V90H67ZM71 93H73V92H71ZM80 93H77L76 95L78 96V94H79V96H81L82 94L80 95ZM103 93H104V92H103ZM123 93H124V92H123ZM123 93H122V94H123ZM129 93H131V92H129ZM138 93L141 94V92H138ZM182 93H183V92H182ZM231 93H232V92H231ZM233 93H234V92H233ZM236 93H235V94H236ZM83 94H84V93H83ZM88 94H90V93H89V90H88ZM104 94H105V93H104ZM119 94H120V93H119ZM126 94H127V93H126ZM142 94H143V93H142ZM142 94H141V98H142ZM162 94H163V93H162ZM170 94H171V92H170ZM178 94H179V93H178ZM210 94H212V93H210ZM222 94H224V93H222ZM253 94H254V92H253ZM2 95H3V94H2ZM9 95H10V94H9ZM14 95H15V97H16V96H18L19 94L16 95V94L14 93ZM21 95H22V94H21ZM28 95H29V93H28ZM37 95H38V94H37ZM40 95H41V94H40ZM74 95H75V94H74ZM92 95H94V94L92 93ZM131 95H133V93H132ZM163 95H164V94H163ZM163 95H162V96H163ZM172 95H173V94H172ZM262 95H263V94H262ZM23 96H24V95H23ZM46 96H47V95H46ZM46 96H43V97H46ZM49 96H51V95H49ZM49 96H47V97H49ZM56 96H58V94H56ZM65 96H67V95H65ZM90 96H91V94H90ZM120 96H121V95H120ZM145 96H146V94L144 95V97H145ZM213 96H214V95H213ZM249 96H250V99L252 98V101H253L254 99H253V97H251L252 95L250 94ZM15 97H13V98H15ZM37 97H38V96H37ZM37 97H36V98H37ZM61 97H62V96L60 95V98H59V99H61V100H60L59 102H58L57 100H55V96H54V99H50V98H49V100H51L50 104H52L53 108H56V109H58V110H60V111L62 110L61 113H63V112H65L66 105H65V103L62 101L63 99H62ZM75 97H76V96H75ZM84 97H85V96H84ZM88 97H89V96H88ZM98 97H99V95H98ZM131 97H132V96H131ZM164 97H165V96H164ZM172 97H171V98H172ZM194 97H195V96H194ZM222 97H223V99H222ZM231 97H233V96H231ZM261 97H263V96H260V99H261ZM21 98H22V97H21ZM24 98H26V97H24ZM64 98H65V97H64ZM67 98H68V96H67ZM72 98H73V97H72ZM77 98H78V97H77ZM102 98H103V96H102ZM107 98H108V95H107V97H105V99H107ZM119 98H120V97H119ZM138 98H139V97H138ZM246 98H247V97H246ZM16 99H17V98H16ZM16 99H15V100H16ZM30 99H31V98H30ZM30 99H29V100H30ZM43 99H44V98H43ZM46 99H47V98H46ZM73 99H74V98H73ZM88 99H89V98H88ZM88 99H87V100H88ZM95 99H96V98H95ZM135 99H136V98H135ZM158 99H159V97H158ZM166 99L168 100V98H166ZM248 99H249V98H248ZM256 99H257V102H255V103L253 102L252 104H250V107H251V108H250V109H251V112H250V116H249V118L251 117V118H250V120H251V121H250V125H251V126L255 125L256 127H257V125H260L261 127L264 128V104L259 105L260 103H258V98H256ZM263 99H264V98H263ZM263 99H262V101H263ZM5 100H6V99H5V96H4V102H5ZM25 100H26V99H25ZM40 100H42V99H40ZM49 100L47 99V101H49ZM87 100H86V102H87ZM100 100H101V99H100ZM100 100H99V101H100ZM122 100H123V99H122ZM130 100L133 102L132 99H130ZM137 100H138V99H137ZM153 100H155V99L153 98ZM153 100H152V101H153ZM1 101H3V100H1ZM8 101H9V100H8ZM13 101H14V100H13ZM13 101H12V102H13ZM70 101H71V99H70ZM82 101H83V99H82ZM90 101H91V99H90ZM90 101H89V103H90ZM146 101H147V99H146L145 101H143V102H145V106L147 107V105H146ZM156 101H157V100H156ZM156 101H155V102H156ZM194 101H195V100H194ZM199 101H200V100H199ZM199 101H197V102H199ZM225 101H226V100H225ZM225 101H224V102H225ZM243 101H244V100H243ZM254 101H255V100H254ZM262 101H261V102H262ZM14 102H15V101H14ZM17 102H19V101H17ZM34 102H35V101H34ZM74 102H75V101H74ZM104 102H106V101H104ZM108 102H109V100H108ZM148 102H149V98H148ZM177 102H178V103H177ZM197 102H196V103H197ZM2 103H3V102H2ZM20 103H22V102H20ZM46 103H47V102H46ZM69 103H70V102H69ZM100 103H102V102H100ZM100 103H99V104H100ZM109 103H110V102H109ZM130 103H131V102H129V104H130ZM153 103H154V101H153ZM153 103H151V104H153ZM237 103H238V102H237ZM250 103H251V102H250ZM263 103H264V102H263ZM0 104H1V102H0ZM15 104H16V103H15ZM15 104H14V108H15ZM43 104H44V103H43ZM71 104H72V103H71ZM84 104H86V103H84ZM87 104H88V102H87ZM103 104H104V103H103ZM111 104H112V103H111ZM111 104H110V105H111ZM137 104H138V103H137ZM154 104H156V103H154ZM157 104H158V101H157ZM179 104H180V103H179ZM241 104H242V103H241ZM247 104H248V103H247ZM7 105H8V104H7ZM9 105H10V104H9ZM35 105H36V104H35ZM38 105H39V104H38ZM45 105H46V104H45ZM77 105H78V104H77ZM96 105H97V104H96ZM105 105H106V104H105ZM116 105H117V104H116ZM119 105H120V104H119ZM122 105H124V104L122 103ZM122 105H121V108H122ZM132 105H134V104H132ZM180 105H181V104H180ZM199 105H200V104L197 103V106H199ZM20 106H22V105L20 104ZM28 106H29V105H28ZM70 106H71V105H70ZM72 106H73V105H72ZM74 106H75V104H74ZM100 106H101V104H100ZM140 106H141V105H139V108H142V107H143V108H142L143 111H146L147 108L145 109V108H144V105H142V107H140ZM157 106H158V105H157ZM165 106H167V105H165ZM212 106H213V105H211V107H212ZM238 106H239V105H237V109H238ZM241 106H244V104L241 105ZM246 106L249 107V104L246 105ZM10 107H11V105H10ZM17 107H19V106H17ZM46 107H47V106H45V108H46ZM49 107H50V105H49ZM49 107H48V108H49ZM91 107H92V106H91ZM93 107L95 108V106H93ZM106 107H108V106H106ZM114 107H115V106H114ZM128 107H130V106H128ZM181 107H184V105H183V106L181 105ZM188 107H189V106H187L186 108H188ZM213 107H214V106H213ZM215 107L213 108V110L215 109ZM11 108H12V109H11ZM11 108H6V107L3 108V107H1V108H0V111H2L3 109H5V113H4V115H2V116H4V117L6 118V121H7V118H8L9 120H11V121H14V122H15V126H16V127H15V126H14V127H15L16 129H21V128H23L22 125L24 126V123L22 124V122H21L22 119L19 118V116H18L19 114H17V111H15V110L13 111V105H12ZM20 108H21V107H20ZM22 108H24V106H23ZM25 108H27V107H26V104H25ZM31 108H32V107H31ZM38 108H39V106H38ZM38 108H37V109H38ZM69 108H70V107H69ZM76 108H77V107H76ZM76 108H75V110H76ZM85 108H87V105H86ZM85 108H84V110H85ZM130 108H131V107H130ZM139 108H138V109H139ZM155 108H156V107H155ZM155 108H154V109H155ZM157 108H158V107H157ZM162 108H163V107H162ZM194 108H195V106H194ZM201 108H202V107H201ZM244 108H245V107H244ZM246 108H247V107H246ZM49 109H50V108H49ZM82 109H83V107H82ZM97 109L99 110V107H98V106H97ZM100 109H101V107H100ZM102 109H103V108H102ZM104 109H105V108H104ZM107 109H109V108H107ZM118 109H120V107H118ZM125 109H127V107L124 108V110H125ZM132 109H133V108H131V112H132ZM144 109H145V110H144ZM150 109H153V108L151 107ZM190 109H191V108H190ZM205 109H206V108H205ZM209 109H210V108H209ZM218 109H219V107H218ZM235 109H236V108H234V110H235ZM16 110H17V109H16ZM66 110H67V109H66ZM73 110H74V109H73ZM84 110H82V111H84ZM94 110H95V109H94ZM129 110H130V109H129ZM129 110H127V112H129ZM134 110H137V109L135 108ZM134 110H133V111H134ZM159 110H160V108H159ZM162 110H164V109H162ZM197 110H198V109H197ZM197 110H196V111H197ZM201 110H202V109H201ZM206 110H207V109H206ZM213 110H209V111H213ZM215 110H216V109H215ZM219 110H220V109H219ZM222 110H223V109H222ZM222 110H221V111H222ZM232 110H233V109H232ZM248 110H249V109H248ZM3 111H4V110H3ZM21 111H22V109H21ZM23 111H24V110H23ZM29 111H30V110H29ZM34 111L36 112V108H35ZM44 111H45V110H44ZM51 111H52V109H51ZM68 111H69V109H68ZM77 111H78V109H77ZM86 111H87V109H86ZM86 111H85V112H86ZM88 111H90V110H88ZM103 111H104V110H103ZM121 111H123V110H121ZM143 111H142V112H143ZM178 111L175 112V115L173 114L174 117L177 116L176 113H177ZM185 111H186V110H185ZM235 111H236V110H235ZM235 111H233V116H234V112H235ZM241 111H243V110H241ZM53 112H54V111H53ZM53 112L51 113V115H54ZM56 112H57V110H56ZM70 112H71V111H70ZM92 112H94V111L92 110ZM100 112H101V111H100ZM117 112H118V111H117ZM142 112H141L140 110H138L136 116H133V115H132V116L135 117V118H139V117L143 116V115H142ZM148 112L150 113L151 111H148ZM155 112H156V111H155ZM162 112H163V111H162ZM190 112H191V111H190ZM192 112H193V111H192ZM217 112H218V111H217ZM27 113H28V112H27ZM32 113H33V111H32ZM44 113H45V112H44ZM59 113H60V112H58V114H59ZM80 113H81V112H80ZM86 113H87V112H86ZM90 113H91V112H90ZM102 113H103V112H102ZM110 113L112 114V108H111V110H110ZM114 113H115V111H114ZM123 113H124V111H123ZM132 113H133V112H132ZM153 113H154V111H153ZM181 113H182V112H181ZM188 113H189V110H188ZM212 113H213V112H212ZM243 113H247V111H246V112H243ZM58 114H55V117H56V115H58ZM71 114H72V112H71ZM71 114H70V115H71ZM95 114H96V113H95ZM98 114L100 115V113H98ZM119 114L122 115V113H120V112H119ZM133 114H134V113H133ZM158 114H160V113L158 112ZM161 114H162V113H161ZM161 114H160V115H161ZM177 114H179V113H177ZM192 114H193V113H192ZM203 114H204V113H203ZM216 114H217V113H216ZM220 114H221V112H220ZM220 114L218 113V118H219V115H220ZM248 114H249V112H248ZM37 115H38V114H37ZM37 115H36V117H37ZM67 115H68V114H67ZM103 115H105V114L103 113ZM114 115H115V114H114ZM114 115H113L112 117H114ZM121 115H120V116H121ZM125 115H126V113H125ZM125 115H124V116H125ZM154 115H155V114H154ZM160 115H159V116H160ZM189 115H191V114H190V113H189V114H186L185 112H183V114L181 115V117L184 119L186 116H189ZM214 115H215V114H214ZM23 116H24V115H23ZM25 116H26V115H25ZM25 116H24V118H26ZM34 116H35V115H34ZM38 116H39V115H38ZM48 116H49V115H48ZM86 116H88V115H86ZM94 116H95V115H94ZM109 116H110V115H109ZM124 116H123V117H124ZM148 116L150 117V119H149V121H148L147 123H145V125L150 124V123H149L150 120H154V119H153V115L148 114ZM173 116H172V117H173ZM200 116H201V115H200ZM227 116L229 117V115H227ZM236 116H237V114H236ZM238 116H239V115H238ZM39 117H40V116H39ZM42 117H43V116H42ZM52 117H54V116H52ZM68 117H70V116H68ZM84 117H85V116H84ZM90 117H91V116H90ZM92 117H93V116H92ZM101 117H102V116H101ZM130 117H131V116H130ZM149 117H148V118H149ZM160 117H162V116H160ZM166 117H167V114H166ZM195 117H197L196 113H195ZM208 117H209V116H208ZM241 117H243V116H241ZM2 118H3V117H1V119H2ZM5 118H4V119H5ZM27 118H28L27 120H29V117H27ZM40 118H41V117H40ZM73 118H74V117H73ZM95 118H96V117H95ZM105 118L107 119L106 116H105ZM108 118H109V117H108ZM110 118H111V117H110ZM117 118H119V117H117ZM127 118H128V117H127ZM154 118L157 119L156 116H154ZM179 118H180V116H179ZM216 118H217V115H216ZM226 118H227V117H226ZM236 118H237V117H236ZM32 119H33V118H32ZM46 119H48V121H49V118H45V120H46ZM51 119H52V118H51ZM69 119H70V118H69ZM81 119H82V118H80V120H81ZM103 119H104V118H103ZM122 119H123V118H121L120 120L122 121ZM133 119H134V118H133ZM141 119H142V118H141ZM144 119H145V118H144ZM144 119H143V120H144ZM162 119H163V118H162ZM165 119H166V118H165ZM165 119H164V120H165ZM176 119H177V118H176ZM188 119H189V118H188ZM190 119H191V117H190ZM196 119H197V122H198V120H201V122H202V120H203V119H201V118L199 119L198 117L195 118V120H196ZM209 119H210V118H209ZM238 119H239V118H238ZM24 120H25V119H24ZM35 120H37V119H35ZM57 120H58V119H57ZM62 120H64V119H62ZM67 120H68V118H67ZM71 120H72V116H71ZM80 120H79V122H80ZM99 120H100V117H99ZM109 120H110V119H109ZM112 120H113V118H112ZM115 120H116V119H115ZM143 120H142V121H143ZM157 120H159V119H157ZM169 120H171V119H169ZM172 120H173V119H172ZM174 120H175V119H174ZM192 120H193V119H192ZM195 120H194V121H195ZM210 120H211V119H210ZM244 120H245V119H244ZM11 121H10V123H11ZM48 121H47V122H48ZM51 121H52V120H51ZM51 121H49V122H51ZM84 121H86V120L84 119ZM129 121H130V119L128 120V122H129ZM139 121H140V120H139ZM142 121H140L139 123L142 124V123H141ZM146 121H147V120H146ZM146 121L144 120V122H146ZM165 121H166V120H165ZM179 121H180V120H179ZM179 121H178V122H179ZM182 121H183V120H182ZM188 121H189V120H188ZM190 121H191V120H190ZM215 121L217 122V119H216ZM226 121H227V119H226ZM229 121H230V122H229L230 124L228 123L227 125H231V124H232V123H231V122H233V121H232V118H231ZM236 121H238V120H236ZM236 121H235V122H236ZM40 122H41V121H40ZM58 122H59V120H58ZM101 122H102V121H100V123H101ZM116 122H117V124H118V119L116 120ZM123 122H125V121H123ZM123 122H122V123H123ZM144 122H143V124H144ZM174 122H175V121H174ZM174 122H173V124H174ZM185 122H186V121H185ZM197 122H196V126H197ZM241 122L243 123V118H242ZM244 122H245V121H244ZM27 123H28V122H27ZM27 123H26V124H27ZM31 123H32V121L30 122V124H31ZM33 123H35V122H33ZM33 123H32V124H33ZM54 123H55V122H54ZM62 123H63V121H62ZM70 123H71V122H70ZM81 123H82V122H81ZM92 123H93V122H92ZM102 123H105L104 120H103ZM126 123H127V122H125V124H126ZM139 123L137 122V125H138V126H139ZM154 123H156V121H154ZM160 123H161V120H160ZM170 123H171V122H170ZM179 123H180V122H179ZM188 123H190V122H188ZM214 123H215V122H214ZM242 123L240 124V122H239V125L243 126ZM247 123H248V122H247ZM259 123H260V124H259ZM0 124H2V123H0ZM3 124H4V123H3ZM3 124H2V125H3ZM6 124H8V123H6ZM13 124H14V123H13ZM48 124H49V123H48ZM48 124L45 123L46 126H47ZM65 124H66V122H65ZM67 124H68V123H67ZM73 124H75V123H72V125H71L72 128H73ZM77 124H78V123H77ZM88 124H89V123H88ZM98 124H99V123H98ZM105 124H106V123H105ZM115 124H116V123H115ZM135 124H136V123H135ZM167 124H168V123H167ZM173 124H172V125H173ZM184 124H185V123H184ZM184 124H183V125H184ZM200 124L202 125L203 123H200ZM206 124H207V123H206ZM234 124H235V123H234ZM234 124H232V125H234ZM245 124H246V123H245ZM28 125H29V123H28ZM41 125H42V124H41ZM43 125H44V122H43ZM52 125H53V123H52ZM69 125H70V124H69ZM69 125H68V128H69ZM80 125H81V124L79 123V126H80ZM82 125H83V124H82ZM102 125H104V124H102ZM122 125H123V124H122ZM152 125H155V124L152 123ZM170 125H171V124H170ZM170 125H169V126H170ZM180 125H182V124H180ZM187 125H188V124H187ZM192 125H193V124H192ZM194 125H195V124H194ZM198 125H199V124H198ZM201 125H200V126H201ZM212 125H213V122H212ZM235 125H236V124H235ZM248 125H249V124H248ZM10 126H11V125H10ZM46 126H45V127H46ZM61 126H62V125H61ZM83 126H84V125H83ZM99 126H100V125H99ZM129 126H130V125H129ZM133 126H135V125H133ZM148 126H149V125H148ZM156 126H157V125H156ZM204 126H205V125H204ZM245 126H246V125H245ZM255 126H253V127H255ZM29 127H30L29 129H31V126H29ZM54 127H55V125H54ZM75 127H76L75 129L77 130V126H75ZM93 127H94V125H93ZM102 127H103V129H104L106 126H105V127H104V126H101V127H99V128L102 129ZM107 127H108V126H107ZM109 127H110L109 129L112 128V126H110V124H109ZM120 127H122V126L120 125ZM126 127H127V125H126ZM143 127H144V126H143ZM181 127H182V126H181ZM183 127H184V126H183ZM191 127H192V126H191ZM211 127H212V126H211ZM224 127H225V126H224ZM224 127H223V128H224ZM256 127H255V128H256ZM32 128H33V127H32ZM34 128H35V127H34ZM34 128H33V129H34ZM38 128H40V124H39V127H38ZM66 128H67V127H66ZM80 128H81V127H80ZM129 128H130V127H129ZM149 128H150V127H149ZM158 128H160V127L158 126ZM166 128H167V126H166ZM172 128H174V127H172ZM192 128H193V127H192ZM196 128H197V127H196ZM201 128H202V127H201ZM203 128H204V127H203ZM209 128H210V125H209ZM228 128H229V127H227L226 129H228ZM232 128H233V127H232ZM232 128H231V129H232ZM249 128H250V126H249ZM43 129H44V126H43ZM103 129H102V130H103ZM117 129H118V127H117ZM125 129H126V128H125ZM137 129H138V127H137ZM150 129H151V128H150ZM176 129H177V128H176ZM184 129H185V127H184ZM224 129H225V128H224ZM231 129L229 128L230 133H232V132H231ZM236 129H237V131H238V129H241V128H238V126H237ZM247 129H248V126H247ZM259 129H260V127H259ZM41 130H42V127H41ZM41 130H39V131H41ZM46 130H47V129H46ZM52 130H54V129H52ZM60 130H61V129H60ZM62 130H63V129H62ZM69 130H70V128H69ZM83 130H84V129H83ZM93 130H96V129H93ZM102 130H101V131H102ZM114 130H115V129H114ZM169 130H170V129H168V131H169ZM171 130H172V129H171ZM190 130H191V128H190ZM195 130H197V129H195ZM198 130H199V129H198ZM206 130H207V129H205V131H206ZM208 130H209V129H208ZM249 130H250V129H249ZM0 131H1V130H0ZM5 131H7V130H5ZM5 131H4V132H5ZM10 131H11V130H10ZM18 131H19V133L21 132L20 130H18ZM27 131H28V130H27ZM47 131H48V130H47ZM66 131H67V130H66ZM90 131H91V129H90ZM108 131H109V130H108ZM122 131H124V130H122ZM150 131H151V130H150ZM155 131H156V130H155ZM168 131H167V132H168ZM173 131H174V130H173ZM211 131H212V130H211ZM222 131H223V130H222ZM224 131H225V130H224ZM237 131H236V132H237ZM246 131H247V130H246ZM246 131H245V132H246ZM253 131H254V130H253ZM255 131H256V129H255ZM1 132L3 133V131H1ZM30 132H32V131H30ZM33 132H34V131H33ZM35 132H36V131H35ZM44 132H45V131H44ZM75 132H77V131H75ZM79 132H80V131H79ZM95 132H96V131H95ZM130 132H131V131H130ZM142 132H143V131H142ZM159 132H160V131H159ZM188 132H189V131H188ZM9 133L11 134V132H9ZM39 133H40V132H39ZM62 133H63V132H62ZM114 133H115V132H114ZM171 133H172V132H171ZM174 133H177V132L174 131ZM189 133H190V132H189ZM189 133H187V134H189ZM227 133H228V132H227ZM239 133H242V135H243L244 131H241V132H239ZM3 134H4V133H3ZM22 134H23V133H22ZM27 134H28V133H26V135H27ZM64 134H65V131H64ZM74 134H75V133H74ZM85 134H86V131H85ZM103 134H104V133H103ZM128 134H129V133H128ZM164 134H165V132L163 133V131H162L161 136L164 135ZM168 134H169V133H168ZM190 134H191V133H190ZM201 134H202V133H201ZM221 134H222V133H221ZM223 134H224V133H223ZM233 134H234V133H233ZM263 134H264V133H263ZM263 134H262V135H263ZM16 135H17V133H16ZM56 135H57V134H56ZM83 135H84V134H83ZM86 135H87V137L91 136V135L88 136V133H87ZM109 135H111V134H109ZM130 135H132V134H130ZM156 135H158V134H156ZM180 135H181V134H180ZM180 135H179V133H178V136H180ZM227 135L230 137V134H227ZM231 135H232V134H231ZM250 135H251V132H250ZM255 135H256V134H255ZM3 136H4V135H3ZM28 136H30V135H28ZM54 136H55V135H54ZM104 136H105V134H104ZM124 136H125V132H124ZM133 136H134V135H133ZM146 136H147V135H146ZM146 136H145V137H146ZM164 136H165V135H164ZM168 136H169V135H168ZM168 136H165V137H167V139H168ZM170 136H171V135H170ZM172 136H173V135H172ZM172 136H171V138H172ZM200 136L203 137V135H200ZM200 136H199V137H200ZM224 136H225V135H224ZM257 136H258V135H257ZM257 136H255V137H257ZM259 136H260V135H259ZM1 137H2V136H1ZM10 137H11V136H10ZM13 137H14V136H13ZM20 137H21V136H20ZM23 137H24V136H23ZM30 137H31V136H30ZM92 137H93V136H91L90 138H92ZM95 137H96V135H95ZM100 137H101V136L98 135V140H99ZM108 137H109V136H108ZM141 137H142V135H141ZM158 137H159V136H158ZM180 137H181V136H180ZM182 137H183V134H182ZM185 137H186V136H185ZM189 137H190V136H189ZM191 137H192V136H191ZM193 137H194V134H193ZM225 137H226V136H225ZM242 137H243V139H244L245 136L243 135ZM248 137H249V136H248ZM261 137H262V136H261ZM5 138H6V137H5ZM38 138H39V137H38ZM43 138H45V137H43ZM46 138H47V136H46ZM53 138L55 139V137H53ZM56 138H57V137H56ZM96 138H97V137H96ZM130 138H132V137H130ZM139 138H140V137H139ZM154 138H155V137H154ZM156 138H157V137H156ZM186 138H187V137H186ZM196 138H198V137H196ZM226 138H227V137H226ZM232 138H233V137H232ZM238 138H239V137H238ZM238 138H237V139H238ZM252 138H253V137H252ZM252 138H251V139H252ZM257 138H259V137H257ZM263 138H264V136H263ZM0 139H1V138H0ZM8 139H9V138H8ZM19 139H20V138H19ZM28 139L30 140V138H27V140H28ZM40 139H41V136H40ZM54 139H53V140H54ZM73 139H74V138H73ZM85 139H86V138H85ZM101 139H102V138H101ZM108 139H109V138H108ZM112 139H113V138H112ZM142 139H143V138H142ZM175 139H176V138H175ZM216 139H217V138H215V140H216ZM224 139H225V138H224ZM260 139L262 140V138H259V141H261ZM23 140H24V139H23ZM55 140H56V139H55ZM58 140H59V139H58ZM64 140H65V139H64ZM71 140H72V139H71ZM78 140H80V139L78 138ZM93 140H94V139H93ZM114 140H115V139H114ZM152 140H153V139H152ZM159 140H160V138H159ZM161 140H162V139H161ZM181 140H182V139H181ZM183 140H184V139H183ZM183 140H182V142H183ZM231 140H232V139H231ZM244 140H246V139H244ZM24 141H25V140H24ZM38 141H39V140H38ZM41 141H42V140H41ZM89 141H90V140H89ZM142 141H143V140H142ZM156 141H157V139H156ZM172 141H173V140H171V143H172ZM179 141H180V140H179ZM190 141H191V140H190ZM190 141H189V143H191ZM203 141H204V140H203ZM219 141H220V140H219ZM224 141H225V140H224ZM259 141H258V142H259ZM21 142H22V141H21ZM42 142H43V141H42ZM67 142H68V139H67ZM69 142H70V140H69ZM78 142H79V141H78ZM85 142H86V141H85ZM112 142H113V141H112ZM152 142H153V141H152ZM154 142H155V140H154ZM161 142H162V141H161ZM165 142H167V141L165 140ZM175 142H176V141H175ZM177 142H178V141H177ZM194 142H195V141H194ZM194 142H193V143H194ZM222 142H223V141H222ZM222 142H221V144H222ZM235 142H236V141H235ZM235 142H233V140H232L231 143H235ZM246 142H248V139L246 140ZM258 142H257V144H258ZM19 143H20V142H19ZM58 143H59V142H58ZM80 143H81V141H80ZM95 143H96V141H95ZM95 143H94V144H95ZM100 143H101V142H100ZM129 143H131V142L129 141ZM144 143H145V142H144ZM144 143L142 144V142H141L142 145H144ZM146 143H147V141H146ZM163 143H164V141H163ZM186 143H188V142H186ZM189 143H188V144H189ZM209 143H212L213 146H214V144H215L214 142H208V144H209ZM213 143H214V144H213ZM219 143H220V142H219ZM223 143H224V142H223ZM225 143H227V141H226ZM27 144H28V143H27ZM27 144H26V145H27ZM34 144H35V143H34ZM53 144H54V143H53ZM53 144H52V145H53ZM64 144H65V142H64ZM77 144H78V143H77ZM77 144H76V145H77ZM117 144H119V143H117ZM117 144H116V145H117ZM124 144H125V143H124ZM160 144H161V143H160ZM165 144H166V143H165ZM169 144H170V142H169ZM197 144H198V143H197ZM208 144H207V145H208ZM229 144H230V143H229ZM1 145H2V141H1ZM11 145H12V144H11ZM21 145H22V144H21ZM21 145H20V146H21ZM23 145H24V144H23ZM26 145H25V146H26ZM29 145H30V144H28V147H32V146H33V145H32V146H29ZM52 145H51V146H52ZM67 145H68V144H67ZM73 145H74V144H73ZM98 145H99V144H98ZM114 145H115V144H114ZM122 145H123V144H122ZM162 145H163V144H162ZM184 145H187V144H184ZM191 145H192V143H191ZM191 145H190V147H191ZM201 145H202V144H201ZM217 145H218V144H217ZM219 145H220V144H219ZM227 145H228V143H227ZM233 145H236V143L233 144ZM263 145H264V144H263ZM61 146H62V145H61ZM82 146H86V145H82ZM110 146H111V145H110ZM118 146H120V145H118ZM118 146L116 147V150H117ZM136 146H138V145H136ZM157 146H158V145H157ZM168 146H169V145H168ZM175 146H176V145H175ZM175 146H174V147H175ZM179 146H180V145H179ZM179 146H178V150H180V149H179ZM181 146H182V145H181ZM187 146H188V145H187ZM213 146H212V147H213ZM222 146H223V144H222ZM225 146H226V145H225ZM229 146H230V145H229ZM1 147H2V146H1ZM6 147H7V146H6ZM33 147H35V146H33ZM36 147H37V146H36ZM74 147H75V146H74ZM74 147H73V149H74ZM77 147H78V145H77ZM101 147H103V145H102V146L100 145L99 148L101 149ZM124 147H125V146H124ZM128 147H131L130 144H129ZM128 147H126V148L128 149ZM144 147H145V146H144ZM146 147H147V146H146ZM148 147H149V146H148ZM152 147H153V146H151L150 148H152ZM158 147L160 148V145H159ZM174 147H173V148H174ZM214 147H215V146H214ZM214 147H213V148H214ZM216 147H217V146H216ZM242 147L244 148V145H243ZM249 147H250V143H249ZM251 147H252V146H251ZM255 147H256V146H255ZM21 148H22V146H21ZM53 148H54V145H53ZM57 148H58V147H57ZM86 148H87V146H86ZM90 148H91V147H90ZM106 148H107V146H106ZM135 148H136V147H135ZM142 148H143V147H142ZM150 148H148V149H150ZM161 148H162V147H161ZM175 148H176V147H175ZM175 148H174V149H175ZM182 148H183V147H181V149H182ZM187 148H188V147H187ZM208 148H209V147H208ZM208 148H207V149H208ZM220 148H221V147H220ZM222 148H223V147H222ZM258 148H259V146H258ZM30 149H31V148H30ZM33 149H34V148H33ZM33 149H32V152H33ZM63 149H64V148H63ZM66 149H67V148H66ZM76 149H77V148H76ZM76 149H75L74 151H76ZM78 149H79V147H78ZM81 149H82V148H81ZM91 149H92V148H91ZM104 149H105V147L103 148V150H104ZM119 149H120V147H119ZM119 149L117 150L118 152H119ZM132 149H133V148H132ZM139 149H140V146H139ZM145 149H146V148H145ZM156 149H157V148H156ZM167 149H168V148H167ZM174 149H173V150H174ZM198 149H199V148H198ZM202 149H203V148H202ZM225 149H226V147H225ZM225 149H224V151H225ZM228 149H229V147L226 149V152L228 151ZM230 149H232V144H231V146H230ZM247 149H248V150H243V149L240 148V151L237 152V154H238L237 156H241V155H242V157H244V156H248L249 154H251V153L254 152L253 148H252V149H251V148H247ZM260 149L262 150V146H261ZM24 150H25V149L23 148V151H24ZM34 150H35V149H34ZM82 150H83V149H82ZM97 150H98V148H97ZM110 150H111V149H110ZM124 150H125V149H124ZM143 150H144V149H143ZM154 150H155V149H154ZM157 150H159V149H157ZM178 150L175 149L174 151H178ZM216 150H217V149H216ZM222 150H223V149H222ZM251 150H253V151H251ZM10 151H11V150H10ZM30 151H31V150H30ZM37 151H38V150H37ZM74 151L72 150V151H71V154H72V152H74ZM85 151H86V149H85ZM108 151H109V150H108ZM117 151H116V152H117ZM125 151H127V150H125ZM130 151H131V150H130ZM138 151H139V150H137V153H138ZM163 151H164V150H163ZM204 151H205V150H203V153H204ZM207 151L209 152V149H208ZM210 151H211V149H210ZM257 151H258V149H257ZM16 152H17V151H16ZM26 152H27V150H26ZM40 152H41V150H40ZM57 152H58V151H57ZM64 152H65V150H63V155H65ZM79 152H80V151H79ZM83 152H84V150H83ZM94 152H95V151H94ZM114 152H115V151H114ZM145 152H146V151L144 150V153H145ZM197 152H198V151H197ZM214 152H215V149H214ZM258 152H259V151H258ZM258 152H257V153H258ZM21 153H22V150H21ZM33 153H34V152H33ZM66 153H67V152H66ZM90 153H91V152H90ZM96 153H97V152H96ZM121 153H122V152H121ZM121 153H120V154H121ZM123 153H124V152H123ZM130 153H131V152H130ZM144 153H143V154H144ZM149 153H150V152H149ZM189 153H191V152L189 151ZM217 153H218V152H217ZM227 153H228V152H227ZM37 154H38V153H37ZM71 154H70V155H71ZM73 154H74V153H73ZM75 154H78V153L76 152ZM75 154H74V155H75ZM85 154H86V152H85ZM85 154H84V156H85ZM133 154H134V153H133ZM140 154H141V153L139 152V156H140ZM147 154H148V153H147ZM191 154H195V152H193V153H191ZM196 154H197V153H196ZM198 154H200L199 157L201 156L200 159L202 160V159L204 158V156L201 155V151H200V153L198 152ZM210 154H212L211 156H213V153L210 152ZM230 154H231V153H230ZM233 154H234V153H233ZM8 155H9V154H8ZM18 155H19V154H18ZM18 155H16V157H17ZM30 155H31V154H30ZM30 155H29V158L31 157ZM61 155H62V154L60 153V156H61ZM74 155H73V156H74ZM87 155H88V153H87ZM87 155H86V156H87ZM90 155H92V154H89V156H90ZM114 155H115V154H114ZM123 155H124V154H123ZM126 155H127V154H126ZM126 155H124V156H125V162H126ZM131 155H132V154H131ZM134 155H135V154H134ZM134 155H133V156H134ZM156 155H157V154H156ZM186 155H188V154H186ZM186 155H185V157H186ZM223 155H224V157H223ZM223 155L219 158L220 160H221V158H222V159H225V155H226V153H225V154L223 153ZM235 155H236V154H234V156H235ZM257 155H258V154H257ZM19 156H20V155H19ZM60 156H58V157L61 158L62 156H61V157H60ZM107 156H108V154H107ZM115 156L117 157V155H115ZM121 156H122V154H121ZM124 156H123V157H124ZM137 156H138V155H137ZM139 156H138V158H139ZM145 156H146V155H145ZM145 156H144V157H145ZM152 156H153V152H152ZM152 156H151V157H152ZM161 156L163 157V153H162ZM202 156H203V157H202ZM12 157H13V156H12ZM58 157H57V158H58ZM98 157H99V156H98ZM147 157H148V156H147ZM151 157L149 156V159H150ZM155 157H156V156H154V158H155ZM191 157H192V156H191ZM214 157H215V155H214ZM217 157H218V155H217ZM255 157H256V155H255ZM10 158H11V157H10ZM19 158H20V157H19ZM26 158H27L26 161L28 162V157H26ZM55 158H56V157H55ZM78 158H79V156H78ZM100 158H101V157H100ZM109 158H110V153H109ZM118 158H120V157H118ZM118 158H117V159H118ZM127 158H128V157H127ZM156 158H157V157H156ZM156 158H155V161H156ZM159 158H160V157H159ZM159 158H158V159H159ZM182 158H183V157H182ZM196 158H198V157H196ZM205 158H206V155H205ZM228 158L230 159V157H228ZM232 158H233V157H232ZM232 158H231V161H234L235 159L232 160ZM236 158H237V157H236ZM2 159H3V158H2ZM24 159H25V158H24ZM34 159H35V156H34ZM37 159H38V156H37ZM43 159H44V158H43ZM139 159H140V158H139ZM149 159H148V160H149ZM152 159H153V158H152ZM191 159H192V158H191ZM200 159H199V160H200ZM211 159H212V157H211ZM214 159H215V158H214ZM219 159H218V160H219ZM31 160H32V159H31ZM45 160H46V158H45ZM54 160H55V159H54ZM78 160H79V159H78ZM104 160H105V159H104ZM137 160H138V159H137ZM140 160H141V159H140ZM146 160H147V159H146ZM192 160H193V159H192ZM192 160H191V161H192ZM196 160H197V159H196ZM199 160H197V162H200ZM204 160H205V159H204ZM204 160H203V162H204ZM216 160H217V158H216ZM218 160H217V161H218ZM220 160H219V161H220ZM245 160H246V159H245ZM247 160H248V159H247ZM249 160H250V159H249ZM249 160H248V161H249ZM0 161H1V159H0ZM3 161H4V160H3ZM17 161H18V160H17ZM26 161H25V162H26ZM39 161H40V159H39ZM65 161H66V160H65ZM100 161H101V160H100ZM108 161H109V160H108V157H107V162H108ZM115 161H116V158H115ZM118 161H119V160H117V162H118ZM131 161L133 162V158H131ZM131 161H130V162H131ZM134 161H135V160H134ZM138 161H139V160H138ZM143 161H144V162H142L143 164H144V163H148V162H145L144 159H143ZM188 161H189V159H188ZM194 161H195V160H194ZM211 161H212V160H210V162H211ZM214 161H215V160H214ZM217 161H216V162H217ZM241 161H242V160H241ZM29 162H30V161H29ZM46 162H48V161H46ZM50 162H51V161H50ZM73 162H74V161H73ZM73 162H72V163H73ZM77 162H78V161H77ZM77 162H76V163H77ZM87 162H88V161H87ZM109 162H110V161H109ZM149 162H150V160H149ZM151 162H152V161H151ZM174 162H175V161H174ZM176 162H177V161H176ZM181 162H182V160H181ZM195 162H196V161H195ZM210 162H209V163H210ZM220 162H222L221 164H223V161H220ZM228 162H230V161L228 160ZM228 162H226V165L224 166V168L227 166V163H228ZM11 163H12V162H11ZM13 163H14V162H13ZM17 163H18V162H17ZM37 163H38V162H37ZM41 163H42V162H41ZM48 163H49V162H48ZM48 163H47V164H48ZM76 163H74V164H76ZM78 163H79V162H78ZM91 163H92V162L90 161V164H91ZM115 163H116V162H115ZM121 163H123V161H122V162L120 161V164H121ZM142 163H140V164H142ZM178 163H179V162H178ZM183 163H184V162H183ZM183 163H182V164H183ZM188 163H189V162H188ZM190 163H191V162H190ZM207 163H208V161H207ZM211 163H212V162H211ZM213 163H214V162H213ZM217 163H218V162H217ZM234 163H235V162H234ZM18 164H19V163H18ZM26 164H27V163H26ZM29 164H30V163H28V165H29ZM43 164H44V163H43ZM63 164H64V163H63ZM66 164H68V162H67ZM80 164H81V162H80ZM127 164H128V163H127ZM153 164H154V163H153ZM165 164H166V162H165ZM165 164H164V165H165ZM167 164H168V162H167ZM172 164H173V163H172ZM195 164H196V163H195ZM199 164H200V163H199ZM202 164H203V163H202ZM215 164H216V163H215ZM224 164H225V163H224ZM238 164H239V163H238ZM247 164H248V163H247ZM250 164H251V163H250ZM259 164H260V163H259ZM12 165H13V164H12ZM24 165H25V164H24ZM28 165H27V167H29ZM32 165H33V164H31V166H32ZM36 165H37V164H36ZM44 165H45V164H44ZM136 165H137V163H136ZM168 165H169V164H168ZM170 165H171V164H170ZM187 165H188V164H187ZM187 165H185V166H186V173H187V168H188ZM208 165H209V164H208ZM208 165H207V166H208ZM239 165H240V164H239ZM248 165H249V164H248ZM251 165H252V164H251ZM4 166H5V165H4ZM9 166H10V165H9ZM16 166H17V165H16ZM19 166H22V165H19ZM19 166H17V167H19ZM48 166H49V164H48ZM66 166H69V164L66 165ZM73 166H74V165H73ZM94 166L96 167L95 164H94ZM105 166H106V164H105ZM125 166H126V165H125ZM134 166H135V165H134ZM140 166H141V165H140ZM193 166H194V165H193ZM209 166H210V165H209ZM213 166H214V165H213ZM241 166H242V165H241ZM7 167H8V166H7ZM10 167H11V166H10ZM10 167H9V168H10ZM74 167H75V166H74ZM106 167H107V166H106ZM115 167H116V166H115ZM163 167H164V166H163ZM173 167H174V165H173ZM176 167H177V166H176ZM201 167H202V166H201ZM203 167H204V166H203ZM211 167H212V165H211ZM211 167H210V168H211ZM229 167H230V165H229ZM233 167H234V166H233ZM248 167H250V166H248ZM256 167H258V166H256ZM3 168H4V167H3ZM13 168H14V167H13ZM33 168H34V167H33ZM38 168H39V166H38ZM41 168H42V167H41ZM52 168H53V166H52ZM56 168H57V166H56ZM109 168H110V167H109ZM112 168H114V167H112ZM139 168H140V167H139ZM139 168H138V169H139ZM141 168H144V167H141ZM165 168H166V167H165ZM180 168H181V166H180ZM180 168H179V169H180ZM199 168H200V167H199ZM212 168H213V167H212ZM214 168H215V167H214ZM237 168H238V167H237ZM246 168H247V167H246ZM1 169H2V168H1ZM17 169H18V168H17ZM54 169H55V168H54ZM119 169H120L119 171H121V168H119ZM123 169H124V168H123ZM125 169H126V168H125ZM159 169H160V167H159ZM163 169H164V168H163ZM167 169H168V166H167V168L165 169V171H166ZM170 169H172V168L170 167ZM174 169H175V168H174ZM181 169H182V168H181ZM197 169H198V168H197ZM197 169H196L195 171H197ZM201 169H202V168H201ZM204 169L207 170L208 167H207V168L204 167ZM222 169H223V168H222ZM230 169H231V168H230ZM233 169H234V168H232V170H233ZM8 170H9V169H8ZM19 170H20V169H19ZM47 170H48V169H47ZM55 170H56V169H55ZM73 170H75V169H73ZM94 170H97V169H94ZM101 170H102V169H101ZM104 170H105V169H104ZM175 170H177V169H175ZM210 170H211V169H210ZM215 170H216V169H215ZM220 170H221V169H220ZM238 170H239V169H238ZM249 170H250V168H249ZM249 170H248V171H249ZM251 170H252V169H251ZM12 171H13V170H12ZM14 171H15V170H14ZM42 171H43V170H41V172H42ZM48 171L50 172V171H52V170H48ZM56 171H59V170H56ZM61 171H62V170H61ZM87 171H88V169H87ZM92 171H93V170H92ZM109 171H110V169H109ZM129 171H130V170H129ZM145 171H148V170L145 169L144 172H145ZM160 171L162 172V170H160ZM190 171H191V169H190ZM190 171H189V172H190ZM195 171H194V172H195ZM222 171H223V170H222ZM229 171H230V170H229ZM240 171H241V170H240ZM246 171H247V170L245 169V172H246ZM253 171H254V170H253ZM256 171H257V170H256ZM0 172H1V170H0ZM16 172H17V171H16ZM24 172H25V171H24ZM24 172H23V173H24ZM43 172H44V171H43ZM52 172H53V171H52ZM103 172H104V171H103ZM111 172H112V169H111V171H110V175H111ZM114 172H115V171H114ZM132 172H133V170H132ZM132 172H131V173H132ZM137 172H139V171H136V170L134 171V173H137ZM144 172H143V173H144ZM158 172H159V171H158ZM166 172H167V171H166ZM170 172H171V170H170ZM174 172H175V174H176V171H174ZM179 172H180V171H179ZM197 172H198V171H197ZM213 172H214V171H213ZM223 172L226 173L225 170H224ZM233 172H234V171H232V174H233ZM259 172H260V171H259ZM10 173H11V170H10ZM28 173H29V171H28ZM34 173H35V171H34ZM34 173H32V174H34ZM44 173H45V172H44ZM53 173H54V172H53ZM70 173H71V172H70ZM98 173H99V172H98ZM98 173H97V175H98ZM125 173H126L125 175L127 176V172H125ZM141 173H142V172H141ZM153 173H154V172H153ZM168 173H169V172H168ZM195 173H196V172H195ZM195 173H194V174H195ZM208 173H209V169H208ZM208 173H207V176L209 175ZM216 173H217V171H216ZM225 173H224V174H225ZM227 173H228V170H227ZM227 173H226V175H227ZM237 173H238V172H237ZM237 173H236V174L234 173V174H235V175H234V179H235L236 186H237V187H241L240 190H241L242 188H243V190H244V189H248V188L250 187V186H249V183H248V175L245 176V174H244V176H243V172L241 173L242 175L237 174ZM248 173H249V172H248ZM252 173H253V172H252ZM11 174H12V173H11ZM37 174H38V173H37ZM46 174H47V173H46ZM46 174H44V175H46ZM119 174H120V173H119ZM123 174H124V173H123ZM129 174H130V172H129ZM155 174H156V173H155ZM212 174H213V173H212ZM220 174H222V173H220ZM228 174H229V173H228ZM232 174H231V175H232ZM257 174H258V173H257ZM13 175H14V174H13ZM48 175H49V173H48ZM56 175H57V174H56ZM56 175H55V176H56ZM61 175H62V173H61ZM61 175H60V176H61ZM63 175H64V174H63ZM77 175H78V174H77ZM87 175H88V174H87ZM97 175H96V176H97ZM105 175H106V173H105ZM134 175H135V174H134ZM150 175H151V174H150ZM157 175H158V173H157ZM159 175H160V174H159ZM162 175H163V174H162ZM165 175L167 176V173H165ZM196 175H197V173H196ZM196 175H195V178H196ZM222 175H223V174H222ZM226 175H225V176H226ZM231 175H229V177H230ZM254 175H255V174H254ZM259 175H260V174H259ZM263 175H264V174H263ZM18 176H19V174H18ZM21 176H22V175H21ZM21 176H20V177H21ZM36 176H37V175H36ZM46 176H47V175H46ZM50 176H51V172H50ZM50 176H48V178H50ZM66 176H67V175H66ZM68 176H69V175H68ZM101 176H102V173H101V175L99 174V177H100V178H101ZM108 176H109V174H108ZM163 176H164V175H163ZM168 176H169V174H168ZM174 176H175V175H174ZM174 176H173V178H174ZM176 176H177V179H178V175H176ZM181 176H182V175H181ZM198 176H199V174H198ZM200 176H201V175H200ZM202 176H203V175H202ZM202 176H201V177H202ZM217 176H219V173L217 174ZM227 176H228V175H227ZM260 176H261V175H260ZM10 177H11V176H10ZM51 177H52V176H51ZM58 177H59V176H58ZM63 177H64V176H63ZM63 177H62V178H63ZM92 177H93V176H92ZM92 177H90V178H92ZM99 177H98V178H99ZM121 177H122V176H121ZM121 177H120V179H121ZM213 177H214V174H213V176H211V179H212ZM223 177H224V175H223ZM254 177H255V176H254ZM261 177H262V176H261ZM16 178H17V177H15V179H16ZM26 178H27V177H26ZM26 178H25V180L28 181ZM34 178L37 179V177H34V176H33V179H34ZM43 178H44V177H43ZM67 178H68V177H67ZM88 178H89V177H88ZM98 178H97V179H98ZM100 178H99L98 180H100ZM104 178H106V177H104ZM104 178H103V179H104ZM107 178H108V177H107ZM107 178H106V179H107ZM126 178H127V177H126ZM156 178H157V176H156ZM161 178H162V177H161ZM161 178H160V179H161ZM173 178H172V179H173ZM180 178H181V177H180ZM191 178H192V177H191ZM204 178H205V177H204ZM215 178H217V177L215 176ZM9 179H10V178H9ZM17 179H18V178H17ZM39 179H40V178H39ZM45 179H46V177H45ZM52 179H54V178H52ZM59 179H60V177L57 178V181H58ZM63 179H66V177H64ZM68 179H69V178H68ZM77 179L80 180V178H78V177H77ZM118 179H119V178H118ZM133 179H134V176H133ZM150 179H151V178H150ZM153 179H154V177H153ZM153 179H152V180H153ZM160 179H159V180H160ZM169 179H170V178H169ZM226 179H227V178H226ZM228 179H230V178H228ZM234 179H233V177H232V180H234ZM259 179H260V177H259ZM3 180H4V178H3L2 174L0 173V181L2 182ZM18 180H19V179H18ZM48 180H49V179H48ZM72 180H73V178H72ZM84 180H87V179L85 178ZM116 180H117V179H116ZM129 180H130V178H129ZM129 180H128V181H129ZM154 180H155V179H154ZM154 180H153V181H154ZM159 180H158V182H159ZM174 180H175V178H174ZM174 180H171V181L174 182ZM191 180H192V179H191ZM193 180H194V179H193ZM220 180H221V179H220ZM223 180H224V179H223ZM250 180H251V177H250ZM263 180H264V179H263ZM8 181H14V182H15L14 179L12 180V177H11V180H8ZM21 181H22V180H21ZM26 181H25V182H26ZM42 181H43V180H42ZM61 181H62V180H61ZM65 181H67V179H66ZM65 181H64V182H65ZM74 181H75V180H74ZM224 181L228 183V181H230V180H227V181L224 180ZM255 181H256V179H255ZM51 182H52V180H51ZM59 182H60V181H59ZM64 182H63V183H64ZM77 182H78V181H77ZM140 182H141V181H140ZM140 182H139V183H140ZM160 182H161V181H160ZM162 182H163V180H162ZM168 182H169V180H168ZM173 182H171V183H173ZM179 182H180V180H179ZM194 182H195V181H194ZM211 182H212V181H211ZM214 182H215V180H214ZM214 182H213V184H214ZM232 182H233V181H232ZM249 182H250V181H249ZM16 183H17V182H16ZM38 183H39V182H38ZM41 183H42V182H41ZM65 183H66V182H65ZM70 183H71V182H69L68 184L70 185ZM73 183H75V182H73ZM79 183H81V182H79ZM87 183H89V182H87ZM108 183H109V182H108ZM125 183H126V182H125ZM141 183H142V182H141ZM154 183H156V182H154ZM164 183H165V182H164ZM164 183H163V184H164ZM182 183H183V182H182ZM189 183H190V182H189ZM223 183H224V182H223ZM11 184H12V183H11ZM28 184H29V181H28ZM33 184H34V182H33ZM66 184H67V183H66ZM89 184H90V183H89ZM113 184H114V183H113ZM113 184H112V185H113ZM121 184H123V181H122ZM156 184H157V183H156ZM167 184H168V183H167ZM179 184H180V183H179ZM195 184H197V183H195ZM209 184H210V183H209ZM229 184L231 185V182H230ZM252 184H253V183H252ZM262 184H263V186H264V183H262ZM1 185H2V184H1ZM54 185H56V184H54ZM71 185H72V183H71ZM73 185H74V184H73ZM73 185H72V186H73ZM77 185H79V184L77 183ZM86 185H87V184H85V186H86ZM97 185H100V184H97ZM119 185H120V184H119ZM136 185H137V184H136ZM153 185H155V184H153ZM153 185L151 184L152 187H153ZM159 185H160V187H162L161 184H159ZM174 185H175V184H174ZM177 185H178V183H177ZM177 185H176V187H177ZM186 185H187V184H186ZM230 185H229V189H230ZM255 185H256V188L259 189V187H257V184H256V183H255L253 186H255ZM6 186H7V184H5V187H6ZM10 186H11V185H10ZM12 186L14 187V191H15V193H14V194H15V195H14V198H15V199H13V197L11 196L12 199L15 200V201H19V202H20V199H21V200L23 199L22 201L24 202V204H26L25 206H27V204L29 205V206H28L29 209H28V210H25V211L23 210V214H24V213H26V214L30 213V214H33V215H32V216H33L32 218H42V220H43V218H46V219L48 218V221H49V218H50L51 220L54 219L55 221H57V220H56V216H55V212H56V208H55L56 206H55V205H56V203H55V201H53V199H54L53 197H54V196H52L53 199H51V198L49 199V195H48V194H52V193L50 192L51 188H50L49 185H46V186L42 185L41 187L39 186V187H40V194H39V196H36V195L33 196V195L29 194V193L26 191V190H27V187H26L27 185L25 186V185H23V184H21V185H16V184H15V186H14V185H12ZM29 186H30V184H29ZM57 186H58V185H57ZM59 186H60V184H59ZM62 186H63V184H62ZM79 186H80V185H79ZM83 186H84V185H83ZM85 186H84V187H85ZM92 186H93V185H92ZM121 186H122V185H121ZM123 186H124V184H123ZM123 186H122V187H123ZM129 186H131V185H129ZM149 186H150V185H149ZM227 186H228V184H227ZM232 186H234V184H233ZM236 186H234V187H236ZM32 187H33V185H32ZM86 187H87V186H86ZM100 187H101L100 189H102V186H101V185H100ZM104 187H105V186H104ZM152 187H150V188H152ZM160 187H159V188H160ZM172 187H173V186H172ZM195 187H196V185H195ZM198 187H199V185H198ZM212 187H213V186H212ZM224 187H226V186H224ZM34 188H35V185H34ZM34 188H33V189H34ZM53 188H54V187H53ZM62 188H65V184H64V186H63ZM66 188H67V187H66ZM71 188H72V187H71ZM79 188H80V187H79ZM81 188H82V185H81ZM144 188H145V187H144ZM150 188H149V190H150ZM166 188H167V187H166ZM173 188H174V187H173ZM205 188H206V187H205ZM252 188H253V187H252ZM4 189H5V188H4ZM36 189H38V188H36ZM77 189H78V187H77ZM85 189H86V191H89V190H87V188H85ZM161 189H162V188H161ZM191 189H192V188H191ZM198 189H199V188H198ZM198 189H197V191H198ZM232 189H233V187H232ZM250 189H251V188H250ZM262 189H263V187H262ZM83 190H84V188H83ZM90 190H91V189H90ZM94 190H95V189H94ZM94 190H93V192H94ZM146 190H147V189H145V191H146ZM149 190H148V194H149ZM165 190H166V189H165ZM165 190H164V191H165ZM207 190H209V189H207ZM227 190H228V188H227ZM234 190H235V189H234ZM253 190H254V189H253ZM25 191H26L27 193H25ZM36 191H37V190H36ZM38 191H39V189H38ZM62 191H63V190H62ZM150 191H151V190H150ZM153 191H155V190H153ZM213 191H214V188H213ZM225 191H226V188H225ZM235 191H238V190H235ZM49 192H50V193H49ZM65 192H66V191H65ZM90 192H91V191H90ZM97 192H98V191H97ZM102 192H103V189H102ZM106 192H107V191H106ZM123 192H124V191H123ZM132 192H133V191H132ZM166 192H168V189H167ZM179 192H180V191H179ZM183 192H184V191H183ZM198 192H199V191H198ZM249 192H250V191H249ZM0 193H1V192H0ZM62 193H63V192H62ZM73 193H74V192H73ZM77 193H78V191H77ZM82 193H83V192H82ZM87 193H88V192H87ZM98 193L100 194V192H98ZM156 193H157V191H156ZM158 193H159V191H158ZM174 193H175V192H174ZM177 193H178V190H177ZM185 193H186V191H185ZM187 193H188V190H187ZM187 193H186V194H187ZM189 193H190V192H189ZM199 193H200V192H199ZM201 193H202V192H201ZM211 193H212V191H211ZM213 193L215 194V192H213ZM213 193H212V194H213ZM220 193H221V192H220ZM227 193L229 194V191H228ZM233 193H234V192H233ZM250 193L252 194V192H250ZM34 194H35V192H34ZM80 194H81V193H80ZM85 194H86V193H85ZM105 194H106V193H105ZM124 194H126V192H125ZM166 194H167V193H166ZM181 194H182V191H181ZM190 194H192V192H191ZM194 194H196V192H195ZM222 194H223V193H222ZM256 194H258V193H256ZM5 195H7V193H6ZM53 195H54V194H53ZM62 195H63V194H62ZM62 195H58V196L62 197ZM86 195H87V194H86ZM142 195H143V194H142ZM142 195H141V196H142ZM157 195H158V194H157ZM176 195H177V194H176ZM207 195H208V194H207ZM215 195H216V194H215ZM217 195H218V194H217ZM217 195H216V198H217ZM64 196H65V195H64ZM66 196H67V195H66ZM80 196H82V195H80ZM88 196H89V195H88ZM108 196H109V195H108ZM117 196H118V195H117ZM133 196H134V195H133ZM144 196H145V195H144ZM144 196H143V197H144ZM174 196H175V195H174ZM186 196H187V195H186ZM209 196L211 197L210 192H209ZM209 196H208V197H209ZM257 196H258V195H257ZM119 197H121V195H120ZM151 197H152V196H151ZM161 197H162V196H161ZM183 197H184V196H183ZM187 197H188V196H187ZM202 197H203V196H202ZM204 197H205V196H204ZM210 197H209V199H210ZM219 197H220V196H219ZM219 197H218V200H219ZM222 197H223V195H222ZM233 197H234V194H233ZM233 197H232V199H233ZM9 198H10V197H9ZM42 198L48 200V205H47L48 208H46V209H44V210H39V211H37L36 209L38 208V206L35 207V208H34L33 206H35L34 204H35L37 201L40 202V199H42ZM69 198H70V197H68V200H69ZM88 198H89V197H88ZM88 198H87V200H88ZM166 198H167V196H166ZM179 198H180V196H179ZM179 198H178V199H179ZM191 198H192V196H191ZM199 198H200V196H199ZM206 198H207V197H206ZM237 198H238V197H237ZM237 198H236V199H237ZM239 198H240V197H239ZM251 198H252V197H251ZM56 199H57V197H56ZM75 199H76V198H75ZM119 199H120V198H119ZM150 199H151V198H150ZM209 199H208V200H209ZM241 199H242V198H241ZM13 200H12V203H13ZM70 200H71V199H70ZM72 200H73V199H72ZM89 200H90V199H89ZM89 200H88V201L85 200V201H86V202H89ZM98 200H99V199H98ZM194 200H196L195 197H194ZM197 200H198V199H197ZM202 200H203V199H202ZM210 200H211V199H210ZM210 200H209V203H211ZM215 200H217V199H215ZM218 200H217V203H218ZM228 200H230V199H228ZM245 200H246V199H245ZM2 201H3V200H2ZM60 201H61V200H60ZM74 201H75V200H74ZM92 201H93V200H92ZM92 201H91V203H92ZM199 201H200V200H199ZM220 201H221V199H220ZM9 202H11V200H10ZM9 202H7V203L9 204ZM58 202H59V201H58ZM62 202H63V198H62ZM139 202H141V201H139ZM203 202H204V201H203ZM213 202H216V201L213 200ZM1 203L4 204V201L1 202ZM12 203H11V204H12ZM17 203H18V202H17ZM109 203H110V202H109ZM118 203H119V201H118L116 204H118ZM161 203H162V202H161ZM164 203H165V202H164ZM193 203H194V202H192V204H193ZM199 203H201V201H200ZM230 203H231V202H230ZM243 203H244V202H243ZM255 203H256V201H255ZM8 204H7L6 207H8ZM21 204H22V203H21ZM31 204H32V205H31ZM84 204H85V203H84ZM138 204H139V203H138ZM145 204H146V203H145ZM150 204H151V203H150ZM178 204H179V203H177V206H178ZM192 204H191V205H192ZM201 204H203V203H201ZM211 204H212V203H211ZM253 204H254V202H253ZM18 205H19V204H18ZM30 205H31V207H33L34 209H33V208L30 209ZM65 205H66V203H65ZM71 205H72V204H71ZM93 205H94V201H93ZM189 205H190V204H189ZM191 205H190V206H191ZM197 205H198V204H197ZM213 205H214V204H213ZM223 205H224V204H223ZM228 205H229V204H228ZM241 205H242V204H241ZM241 205H240V206H241ZM244 205H245V204H244ZM250 205H251V204H250ZM250 205H249V206H250ZM9 206H11V205H9ZM23 206H24V205H23ZM23 206H22V207H23ZM25 206H24V207H25ZM57 206H59V204H58ZM75 206H76V205H75ZM98 206H99V204H98ZM106 206H107V205H106ZM136 206H137V205H136ZM143 206H144V204H143ZM193 206H194V205H192V207H193ZM195 206H196V204H195ZM211 206H212V205H211ZM214 206H216V204H215ZM0 207H1V206H0ZM18 207H19V206H17V208H18ZM22 207H21V208H22ZM62 207H63V206H62ZM72 207H73V206H72ZM76 207H77V206H76ZM76 207H74V208H76ZM116 207H117V205H116ZM116 207H114V208H116ZM157 207H158V206H157ZM167 207H168V205H167ZM183 207H185V206H183ZM192 207H190V208H192ZM236 207H237V206H236ZM3 208H4V207H3ZM10 208H11V207H10ZM14 208H15V206H14ZM17 208H16V209H17ZM25 208H27V207H25ZM54 208H55V209H54ZM64 208H65V206H64ZM64 208H63V209H64ZM66 208H67V205H66ZM77 208H78V207H77ZM83 208H84V206H83ZM114 208H112V209H114ZM135 208H136V207H135ZM177 208H178V207H177ZM180 208H181V207H180ZM188 208H189V207H187V209H188ZM190 208H189L188 210H190ZM213 208H214V207H212V209H213ZM215 208H216V207H215ZM215 208H214V210H215ZM218 208H219V207H218ZM238 208H239V207H238ZM247 208H248V207H247ZM250 208H251V207H250ZM250 208H249V209H250ZM1 209H2V208H1ZM22 209H23V208H22ZM41 209H42V208H41ZM57 209H59V208H57ZM161 209H162V207H161ZM174 209H176V206H175ZM174 209H173V210H174ZM182 209H184V208H182ZM198 209H199V208H198ZM220 209H221V207H220ZM228 209H229V208H228ZM228 209H227V210H228ZM230 209H231V208H230ZM258 209H260V208H258ZM64 210H65V209H64ZM72 210H73V209H72ZM131 210L133 211V209H131ZM163 210H164V209H163ZM246 210H247V209H246ZM255 210H256V208H255ZM8 211H9V208H8ZM32 211H34V213H32ZM68 211H69V210H67L66 212H68ZM76 211H77V210H76ZM157 211H158V210H157ZM180 211H181V209H180ZM212 211H213V210H212ZM216 211H217V209H216ZM216 211H215V212H216ZM218 211H219V209H218ZM221 211H222V213H223L224 210H221ZM236 211H237V210H235V212H236ZM238 211H239V210H238ZM0 212H1V210H0ZM16 212H17V211H16ZM58 212H59V213H62V211H58ZM66 212L64 211V214H65ZM184 212H185V211H184ZM184 212H182V213L184 214ZM209 212H210V211H208V213H209ZM227 212H228V211H227ZM239 212H241V211H239ZM251 212H252V211H251ZM259 212H260V211H259ZM2 213H4V212H2ZM71 213H72V212H71ZM76 213H77V212H76ZM76 213H75V215H76ZM96 213H97V212H96ZM127 213H128V212H127ZM127 213H126V214H127ZM132 213H133V212H132ZM141 213H142V212H141ZM169 213H170V212H169ZM174 213H175V216L179 214V213H176V211H174ZM199 213H200V212H199ZM213 213H214V211H213ZM220 213H221V212H220ZM225 213H226V212H225ZM245 213H246V211H245ZM249 213H250V211H249ZM256 213H257V212H256ZM9 214H10V213H9ZM19 214H20V213H19ZM62 214H63V213H62ZM123 214H125V213L120 214V217H121L122 219H123V217L125 216V215H124V216L122 217L121 215H123ZM190 214H193V213H190ZM216 214H217V213H216ZM216 214H215V217H216ZM243 214H244V212H243ZM254 214H255V213H253V215H254ZM0 215H1V214H0ZM15 215H16V214H14L13 217L18 218V217L15 216ZM56 215H57V219H58L59 215H58V214H56ZM71 215H72V214H71ZM101 215H102V213H101ZM144 215H145V214H144ZM144 215H143V216H144ZM159 215H160V214H159ZM164 215H165V214H164ZM207 215H208V214H207ZM240 215H242V214L240 213ZM1 216H2V215H1ZM1 216H0V217H1ZM6 216H7V215H6ZM19 216H20V218H22L21 214H20ZM73 216H74V213H73ZM73 216H72V217H73ZM148 216H149V214H148ZM161 216H162V214H161ZM202 216H203V214H202ZM254 216H255V215H254ZM11 217H12V215H11ZM13 217H12V218H13ZM28 217H30V216H28ZM28 217H27V218H28ZM68 217H69V214H68ZM92 217H93V216H92ZM115 217H116V216H115ZM149 217H150V216H149ZM151 217H152V216H151ZM169 217H170V216H169ZM191 217H192V216H191ZM211 217H212V215H211ZM226 217H227V215H226ZM27 218H26V221H28ZM32 218H31V219H32ZM116 218L118 219V216H117ZM116 218H115V219L112 218V220L115 221ZM170 218H171V217H170ZM184 218H185V217H184ZM207 218H208V217H207ZM213 218H214V216H213ZM220 218H221V217H220ZM222 218H223V217H222ZM232 218H233V217H232ZM239 218H240V217H239ZM243 218H244V217H243ZM243 218H242V219H243ZM248 218H249V217L247 216V219H248ZM254 218H255V217H253L252 219H254ZM28 219H29V218H28ZM99 219H100V218H99ZM148 219H149V218H148ZM162 219H163V218H162ZM164 219H165V218H164ZM171 219H173V218H171ZM227 219H228V218H227ZM242 219H241V220H242ZM250 219H251V218H250ZM29 220H30V219H29ZM35 220H36V219H35ZM51 220H50V221H51ZM70 220H71V218H70ZM72 220H73V219H72ZM80 220H81V219H80ZM104 220H105V219H104ZM130 220H132V217H131ZM146 220H147V219H146ZM219 220H220V219H219ZM222 220H226V218H223ZM241 220H239V221L241 222ZM255 220H256V219H255ZM8 221H12V220L9 219ZM33 221H34V220H33ZM36 221L38 222V220H36ZM40 221H41V220H40ZM40 221H39V222H40ZM61 221H62V220H61ZM75 221H76V219H75ZM102 221H103V220H102ZM110 221H111V220H110ZM114 221H113V222H114ZM116 221H118V220H116ZM119 221H121V220H119ZM123 221H124V220H123ZM165 221H166V220H165ZM178 221H179V220H178ZM209 221H210V220H209ZM228 221H229V220H228ZM248 221H249V219H248ZM1 222H2V220H1ZM3 222H4V220H3ZM22 222H23V221H22ZM28 222H29V221H28ZM41 222H42V221H41ZM43 222H44V220H43ZM51 222H52V221H51ZM71 222H72V221H71ZM86 222H87V220H86ZM95 222H96V221H95ZM111 222H112V221H111ZM171 222H172V220H171ZM216 222H217V221H216ZM240 222H239V223H240ZM244 222H246V220H244ZM6 223H7V220H6ZM20 223H21V222H20ZM31 223H34V222H31ZM65 223H66V222H65ZM117 223H118V222H117ZM121 223H122V221H121ZM125 223H126V222H125ZM144 223H145V222H144ZM148 223H149V222H148ZM156 223H157V222H156ZM179 223H180V222H179ZM182 223H183V222H182ZM260 223H263V221L260 222ZM68 224H69V223H68ZM71 224H72V223H71ZM102 224H103V222H102ZM129 224H130V222H129ZM135 224H136V223H135ZM159 224H160V223H159ZM24 225H25V224H24ZM26 225H28V224H26ZM26 225H25V227H26ZM35 225H36V224H35ZM45 225L48 226L47 223H46V224H45V223L43 224V226H45ZM96 225H97V224H96ZM124 225H125V224H124ZM131 225H132V224H131ZM142 225H143V224H142ZM162 225H163V224H162ZM171 225H172V223H171ZM179 225H180V224H179ZM32 226H33V225H32ZM90 226H92V225H90ZM99 226H100V225H99ZM109 226H110V224H109ZM109 226H108V228H109ZM113 226H114V225H113ZM115 226H116V225H115ZM216 226H217V225H216ZM256 226H257V225H256ZM256 226H255V227H256ZM263 226H264V225H263ZM27 227H28V226H27ZM27 227H26V228H27ZM30 227H31V226H30ZM37 227H38V226H37ZM57 227H58V226H57ZM136 227H137V226H136ZM138 227H139V226H138ZM257 227H259V225H258ZM257 227H256V228H257ZM3 228H4V226H3ZM5 228H6V227H5ZM11 228H12V227H10L9 229L11 230ZM31 228H32V227H31ZM39 228H40V227H39ZM39 228H37V229H39ZM41 228H42V227H41ZM104 228L108 229L107 226L104 227ZM123 228H125V227H123ZM150 228H151V227H150ZM197 228H198V227H197ZM202 228H203V226H202ZM221 228H222V226H221ZM261 228H262V227H261ZM13 229H16V228H13ZM174 229H175V227H174ZM219 229H220V227H219ZM262 229H263V228H262ZM6 230L8 231V226H7V229H6ZM23 230H24V229H23ZM28 230H29V229H28ZM34 230H36V229L34 228ZM48 230H49V228H48ZM100 230H101V229H100ZM100 230H99V231H100ZM112 230H113V228H112ZM131 230H132V229H131ZM138 230H141V229H138ZM176 230H177V229H176ZM189 230H190V229H189ZM203 230H204V229H203ZM18 231H19V230H18ZM18 231H17V232H18ZM55 231H56V230H55ZM251 231H252V230H251ZM257 231H259V230L257 229ZM261 231H263V230H261ZM0 232H2V231H0ZM21 232H22V231H21ZM31 232H32V230H31ZM36 232H37V231H36ZM96 232H97V231H96ZM189 232H190V231H189ZM2 233H3V232H2ZM13 233H14V232H13ZM15 233H16V232H15ZM15 233H14V234H15ZM19 233H20V232H19ZM43 233H44V232H43ZM47 233L49 234V232H47ZM259 233H260V232H259ZM28 234H29V233H28ZM28 234H27V235H28ZM159 234H161V233H159ZM229 234H230V233H229ZM231 234H232V232H231ZM244 234H245V232H244ZM1 235H2V234H1ZM8 235H9V234H8ZM16 235H17V234H16ZM24 235H25V234H24ZM24 235L22 234V236H24ZM59 235H61V234H59ZM104 235H105V234H104ZM111 235H112V234H111ZM111 235H110V237H111ZM131 235H132V234H131ZM149 235H150V233H149ZM187 235H188V233H187ZM236 235H237V234H236ZM250 235H251V232H250ZM3 236H4V235H3ZM13 236H14V235H13ZM25 236H26V235H25ZM25 236H24V237H25ZM38 236H39V235H38ZM50 236H51V235H50ZM92 236H93V234H92ZM92 236H91V238H92ZM124 236H125V235H124ZM160 236H161V235H160ZM5 237H6V236H5ZM15 237H16V236H15ZM114 237H115V235H114ZM173 237H174V235H173ZM25 238H26V237H25ZM29 238H30V237H28V243L30 242V241H29ZM91 238H90V239H91ZM107 238H108V236H107ZM123 238H124V237H123ZM131 238H132V236H131ZM142 238H144V237H142ZM8 239H9V238H8ZM8 239H7V240H8ZM10 239H11V238H10ZM109 239H110V238H109ZM242 239H243V238H242ZM0 240H1V236H0ZM2 240H3V237H2ZM5 240H6V239H5ZM100 240H101V239H100ZM8 241H9V244H10V241H11V240H8ZM14 241H15V240H14ZM34 241H35V240H34ZM107 241H108V240H107ZM119 241H120V240H119ZM133 241H134V240H133ZM133 241H132V242H133ZM257 241H258V240H257ZM6 242H7V241H6ZM11 242H12V241H11ZM22 242H23V238H22ZM132 242H131V243H132ZM138 242H139V240H138ZM138 242H137V243H138ZM158 242H159V241H158ZM13 243H14V242H13ZM32 243H33V241H32ZM113 243H114V241H113ZM154 243H155V242H154ZM167 243H168V242H167ZM3 244H5V242H2V243H1V245H3ZM15 244H16V242H15ZM17 244H18V243H17ZM135 244H136V243H135ZM231 244H232V243H231ZM231 244H230V245H231ZM128 245L131 246V244H128ZM136 245H137V244H136ZM263 245H264V244H263ZM263 245H262V246H263ZM7 246H9V245H7V243H6V247H7ZM14 246H15V245H14ZM18 246H19V245H17V247H18ZM132 246H133V245H132ZM158 246H159V245H158ZM205 246H207V243L205 244ZM205 246H204V247H205ZM0 247H1V246H0ZM20 247H21V246H20ZM22 247H23V246H22ZM101 247H102V245H101ZM103 247H105V246H103ZM124 247L126 248V246H124ZM168 247H169V246H168ZM175 247H176V246H175ZM185 247H186V246H185ZM236 247H237V246H236ZM250 247H251V246H250ZM255 247H256V245H255ZM263 247H264V246H263ZM2 248H3V247H2ZM14 248H15V247H14ZM14 248H12V249H14ZM113 248H114V247H113ZM119 248H122V247H119ZM129 248H130V247H129ZM143 248H144V247H143ZM143 248H142V249H143ZM7 249H10V248L8 247ZM39 249H40V247H39ZM83 249H84V248H83ZM96 249H97V248H96ZM110 249H111V248H110ZM241 249H242V248H241ZM247 249H248V248H247ZM14 250H15V249H14ZM17 250H18V248L16 249V251H17ZM41 250H42V249H41ZM108 250H109V249H108ZM122 250H123V249H122ZM122 250H121V251H122ZM126 250H128V249L126 248ZM136 250H137V248H136ZM136 250H135V251H136ZM165 250H166V249H165ZM169 250H170V249H169ZM189 250H190V249H189ZM244 250H245V249H244ZM96 251H97V250H96ZM112 251H113V250H112ZM121 251H119V252H121ZM143 251H144V250H143ZM166 251H167V250H166ZM198 251H199V250H198ZM198 251H197V252H198ZM250 251H251V253H252V250H251V249H250ZM256 251H258V250H256ZM1 252H2V249H1ZM5 252H6V251H5ZM5 252L3 251V253H5ZM7 252H8V251H7ZM9 252H10V251H9ZM34 252H35V251H34ZM86 252H87V251H86ZM117 252H118V251H117ZM131 252H133V250H131ZM131 252H130V251H127V253H130V254H131ZM162 252H164V250H163ZM182 252H183V251H182ZM185 252H186V250H185ZM245 252H246V250H245ZM253 252H254V251H253ZM259 252H260V251H259ZM15 253H16V252H15ZM89 253H90V252H89ZM111 253H112V252H111ZM111 253H110V255H111ZM114 253H115V252H114ZM114 253H113V254H114ZM138 253H139V252H138ZM143 253H144V252H143ZM170 253H171V252H170ZM183 253H184V252H183ZM183 253H181V254H183ZM186 253H187V252H186ZM189 253H190V252H189ZM189 253H187V254H189ZM255 253H256V252H254V254H255ZM5 254H6V253H5ZM5 254H4V255H5ZM10 254H12V253H10ZM16 254H18V253H16ZM16 254H15V255H16ZM87 254H88V253H87ZM87 254H86V255H87ZM145 254H146V253H145ZM181 254H179V255H181ZM218 254H219L220 256H222V255H223V250H220V251L218 252ZM83 255H84V254H83ZM86 255H84V256H86ZM99 255H100V254H99ZM190 255L192 256L193 253L190 254ZM194 255H195V253H194ZM229 255H230V254H229ZM243 255H244V253H243ZM258 255H259V253H258ZM5 256H6V255H5ZM32 256H33V253H32ZM88 256H89V255H88ZM97 256H98V255H97ZM176 256H177V255H176ZM183 256H184V255H183ZM211 256H212V255H211ZM245 256L247 257V255H245ZM245 256H244V258H245ZM6 257H7V256H6ZM44 257H45V256H44ZM79 257H82V256H79ZM79 257H78V258H79ZM104 257H105V256H104ZM118 257L120 258L119 255H118ZM186 257H187V256H186ZM188 257H190V256H188ZM241 257H242V256H241ZM8 258H9V257H8ZM96 258H97V257H95L94 260H96ZM258 258H259V257H258ZM262 258H263V257H262ZM75 259H76V257H75ZM100 259H101V258H100ZM116 259H117V258H116ZM134 259H135V258H134ZM177 259H178V258H177ZM193 259H194V258H193ZM7 260H8V259H7ZM83 260H84V259H83ZM83 260H82V261H83ZM94 260H93V261H94ZM112 260H114V259H112ZM174 260H175V258H174ZM198 260H199V259H198ZM221 260H222V259H221ZM263 260H264V259H263ZM5 261H6V260H5ZM76 261H77V259L75 260V263H74V264H78V263H79L78 261H77L78 263H76ZM258 261H259V259H258ZM6 262H7V261H6ZM83 262H84V261H83ZM96 262H97V261H96ZM98 262H99V261H98ZM107 262H108V261H107ZM162 262H163V261H162ZM219 262H220V261H219ZM241 262H243V261L241 260ZM253 262H255V261H253ZM262 262H263V261H262ZM158 263H159V262H158ZM158 263H157V264H158ZM163 263H164V262H163ZM177 263H178V262H177ZM221 263H222V262H221ZM234 263H235V262H234ZM8 264H9V263H8ZM66 264H67V263H66ZM70 264H72V263H70ZM96 264H97V263H96ZM164 264H165V263H164ZM191 264H192V263H191ZM204 264H205V263H204ZM227 264H228V263H227ZM252 264H253V263H252Z\"/></svg>","mask_w":264,"mask_h":264}]
</instances>
